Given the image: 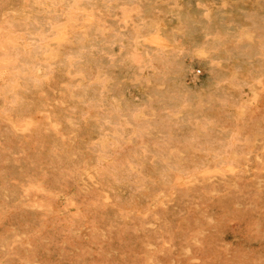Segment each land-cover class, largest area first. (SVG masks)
I'll list each match as a JSON object with an SVG mask.
<instances>
[{"label": "rangeland", "instance_id": "rangeland-1", "mask_svg": "<svg viewBox=\"0 0 264 264\" xmlns=\"http://www.w3.org/2000/svg\"><path fill=\"white\" fill-rule=\"evenodd\" d=\"M26 1L27 0H20V1L19 0H11V1L10 0L9 1L8 0H0V10H1L0 13H2V15L0 14L1 15L0 19L2 17V19L0 20V25L3 23L4 17H6L5 15H8V13H16L17 11L22 10L23 7H25L24 5H25ZM147 1L146 0H133V1L132 0H107V1L100 0V2H101L100 5H95L93 9H92V6L90 8V11L92 9L91 12H93V14L96 17H98L102 20H105L107 24H109L111 22V18L113 16H115V18H118L117 21L114 22V23H116V25H114V26H116V28L118 30L111 31V33L114 35H112L108 32L110 34V37L115 38V40H113V42L111 44V51H110L111 55L109 56V54L106 53L105 54L106 59L104 57V59H105L104 62L106 61L105 62L106 64L109 62L106 65L108 67L104 68L105 63L102 66V68L100 67V75L103 78V85H100L99 81H94V83H92V87L94 89H96L98 87L97 91L90 89V95H89L90 97L96 96V94H98L100 92V90L102 91V93L104 94V97H105V102L107 101L106 105H105V106H107V108L104 107V111H106V114H108L107 116H105V114H103V113H105L104 111H101V110H103L102 107H101V109L100 108L96 109L95 107H91L86 101H85L86 103L84 102V104H82L83 103L82 93H80L78 87H76L75 91L72 92L73 87L71 86L72 85L71 82L73 80V76L70 75L71 73L70 72L68 73L69 70L66 67H64L63 65H61V63H60L63 60V58L67 59L69 57L70 53H67V52H69L70 50L72 51V46H69L70 50H68L69 48L67 45L71 43L69 40L64 39L59 43L58 47L56 48L55 54H57L59 52L60 55L57 54L58 55V56L56 55L57 57H55L54 55H49V54H43V55L41 54V56H40L38 54H35V52H31V55L33 54V56H34V54H35V56H34L35 59L30 55V53H26V55H24L26 58V59L24 58L26 60L25 61L23 59L24 56H21V59H23V60H21L22 62L25 61L27 63L28 62L27 59H29L27 57H30L31 61L29 59V63H31L32 61L36 62V64L38 61V65H42L44 63L42 65L44 67V69H45V66L47 64L51 63V65L54 66L55 70L53 69V67L49 68V72H48V70L45 71L46 70L45 69L44 71L46 73H50V74L45 73L44 75L42 74V72L34 71V72H32V76H31V78L33 80H31V78H27V77H26L27 80H25L26 78L25 79L23 78L24 80L22 79V81H21L22 83L25 82L27 84V82L28 83L30 82L29 83L30 86H28V89L25 88V87H27V85L22 86L23 89L19 88L20 95L22 96L23 99H25V102L28 103V101H29L30 104L28 103V105H29L28 108L32 107V109H28L27 107H25L27 110V111L25 110V113L26 112L28 113V117H27V119H25V121H23L24 119L20 120V116H18V114H17L18 111H17L15 116L13 115V122L16 125V126H14L13 122L8 117L9 116L8 115L9 110L5 108L4 109L5 111H1V109L3 108V105L0 106V216L2 215L0 217V255H2L5 258V259L1 258L2 260L0 259V264L1 263L2 264H6V263L7 264H23L24 260H22V259L26 260L25 264L26 263L27 264H264V137L263 138L261 137V135L264 136V130L262 131V128L264 129V126H262V125H264V124H260L262 122L264 123V116H263L264 115V86H262V85H264V82H263L264 79H262V77H264L263 76L264 75V71H263L264 70V68H263L264 67V58L262 60V57H264V48H263L264 47V32H261V30L264 31V26H263L264 23L263 24L261 23L259 25L260 22L264 21V17H263L264 16V0H157V1L151 0V3H149L150 0H149V2H147ZM129 2L131 4H129ZM149 4H152L153 6L152 5L150 6ZM4 5H6L7 9L5 8ZM124 5H126V6L124 7ZM147 5H149V6H147ZM7 6H11V7L9 8ZM198 6H200V7L198 8ZM1 7H2V9H1ZM126 7H127V11L130 8L129 11L128 12L124 11V10L122 11V9H125ZM162 7H163V9H161ZM184 7L186 10L184 9ZM8 8L10 9L11 12L9 11ZM13 8H15V9H13ZM111 9H113V10H111ZM178 9H179V11H178ZM2 10H3V12H2ZM130 10H132V11H130ZM211 10H212V12L215 11V12H213L214 14L211 12ZM225 10H227V11H225ZM112 11L117 12V13L115 14ZM144 11H147L148 13L147 12L145 13ZM208 11L211 13V15ZM216 11L219 12L220 15H219V13H216ZM6 12H8V13H6ZM119 12L120 13L124 12L123 13L124 17L122 16L123 14H120ZM129 12H130V14H129ZM141 13H143V14H141ZM165 13H167V14H165ZM190 13H192V15H189ZM226 13H228V14L226 15ZM212 15L215 17L217 15V17L213 18ZM229 15H230V17H229ZM249 15H251L253 17L255 16V18H257V20H258V23H256L257 21L255 20V18H252ZM188 16H189V18H188ZM226 16H227V19H229V20H225ZM258 16L259 17L261 16L262 18L260 19ZM109 17H111V18H109ZM126 17H127V21H126ZM144 17H146V18H144ZM153 17H155V18L153 19ZM211 17H212V20H211ZM223 17H225V18L223 19ZM250 17L252 18V19H250L251 22L253 23L255 21L254 23L260 27L259 29H257L258 26H255L254 24L251 25L252 23L249 22L250 20L247 21ZM183 18H188V20L184 21V23H183V21H182ZM201 18H203L206 21L211 20L212 22L211 21L209 22V23H212L211 27H210V24L207 23L206 21L202 22L203 19H201ZM233 18H235L236 21ZM120 19L122 21H120ZM214 20H216L217 23L219 22L218 26H217V23L214 22ZM221 20H224V21H222V23H225L227 21L225 23L227 25L226 27H224L225 26L224 24H220ZM244 20H246V21H244ZM79 21H80V23H79ZM155 21H157L159 23V25L158 24L156 25L157 22H155ZM122 22H123L124 26H123ZM139 22H141V23H139ZM235 22L236 23L238 22V23L235 24ZM239 22H240V24H242L241 22H243L246 25H244V24L240 25ZM247 22H249L250 25H248ZM171 23H172V25H171ZM179 23H180V25H179ZM205 23H206V25H205ZM91 24H92L91 21H83L82 19H78L76 22L75 28H76V30L77 29L80 30V31H78V30L77 31H78V35L81 38V40L83 39L82 40L83 43L85 41L87 44H90V41L92 42V40L94 42L93 37H95V36L93 34H90L89 35L90 37H89L87 35L89 33L85 32L88 30L90 31V29H92ZM144 24H151L154 27V32L159 33L161 35V37L165 40V43H164L165 45L162 44V45L158 46V47H160L161 50L164 51L163 53H164L165 57L164 56L159 57L158 55H156V53H155L156 51L153 52L154 50H151L150 51L151 53L144 51L146 54L142 51L141 52V53H143V55H141L142 58L136 63L135 66H133L134 68L131 67L132 70L130 68L128 70H126L127 69L126 66H124L123 64L121 65V63H119V62L118 63L116 62L117 64H119V67H118V65L116 66V63H114V64L111 63V62H115L114 58L116 56L121 55L120 53H121L122 47L123 48L124 47L125 48H134L137 46V51H139V49H142L143 47H146L143 44L144 41L147 39L146 38L147 37L146 31L144 30V27H143V29L139 30L138 32H133V30H132L133 26H135V25H142L143 26ZM168 24L171 25V28H169L170 26ZM188 24H190V25L188 26ZM228 24H230L231 26H229ZM79 25L81 26V29H80ZM220 25H222V27L224 29ZM82 26H84V27H82ZM117 26L118 27L120 26V27L118 28ZM121 26H122V28H121ZM248 26H250L251 28ZM252 26L253 27L255 26L256 29L253 28ZM261 26L263 29L261 28ZM203 27H206V28H203ZM208 27H209V30L207 29ZM212 27H214V28H212ZM230 27H232V28H230ZM216 28H217V30H216ZM219 28H220V30H222L221 31L222 33H220ZM124 29H126L125 31L127 33L124 31ZM170 29L173 31H171ZM185 29H187L186 31H188V33L184 32ZM199 29L201 32L199 31ZM225 29L227 30V32ZM245 29H247V30H245ZM121 30H123V31H121ZM142 30H144V33ZM215 30L217 33L218 32L219 33L218 34L215 33ZM81 31H83V32H81ZM157 31H159V32H157ZM206 31H210V32H206ZM213 31H214V34L213 33L211 34V32H213ZM251 31H252V33H251ZM257 31L259 33H261L260 35H262L263 37L259 36V34L257 35L256 34V33H258ZM116 32L119 33L120 35L119 34L118 35L122 36L123 38L120 37V40H119L118 39L119 36L117 35ZM171 33L173 35L175 34V37H173L171 35ZM199 33H200V35H199ZM224 33H225V35H224ZM230 33H232V34L237 33V34L236 35L233 34L231 36ZM245 33H246V35H245ZM98 34H100V33H98ZM98 34H96L97 38L98 37H99L98 39L104 38V39H102V42H103V40H105V36L101 37V34L100 35H98ZM105 34H107V33H105ZM127 34H130V36H128ZM91 35H93V36H91ZM116 35H117V37H116ZM211 35H212V37H211ZM215 35H217L216 38H215ZM137 36L139 38H137ZM169 36H171L172 38ZM188 36L189 37L192 36L191 42H189L191 40V37L187 39ZM202 36H204L205 39ZM222 36L225 39H223ZM249 36L251 38H249ZM227 37H229V38H227ZM234 37H235V40H234ZM201 38L203 41L201 40ZM206 38H207V40H206ZM86 39L90 40V41L88 42V41H86ZM116 39H118L119 41L118 40L116 41ZM209 39L212 41L211 42L208 41ZM245 39H246V41H245ZM254 39H256V40H254ZM22 40L23 39H21L19 37L13 38V40L10 43L12 45V46L10 45L11 49L14 51H17V49H18V51L26 50V47H25ZM109 40H110V38L108 36V41ZM193 40L195 43L193 42ZM204 40L207 41L206 44H208V45L205 44ZM226 41H228L229 43L232 44L231 47H228L229 45H227L228 42H226ZM240 41H241V43H240ZM183 42H184V44H183ZM225 42H226V44H224ZM256 43L260 44V45H258L259 49L257 48ZM118 44H120V45H118ZM190 44H192V45H190ZM219 44H221L220 47H222V48L219 47ZM238 44H239V46L241 44V46L238 47ZM20 45H21V48L19 47ZM187 45L188 46L190 45V46L188 47ZM185 46L187 48H190V49L185 50V48H186ZM200 46H205L206 49L209 47V49L207 50V54L210 53L209 54L210 56H212L211 52L215 55H217V53H218V55H217V56H219L217 59L218 64L223 69H219L218 74L217 73L215 74L214 80L212 79V77H210L213 74H211L210 69L206 67V64L204 62H202V61H195L194 62L195 59H193L194 58L193 49L200 47ZM252 46H254V47H252ZM59 47H62V49H58ZM64 47H65L66 52L63 49ZM232 47H234V48L232 49ZM217 48L223 50V53L221 50L219 52V50ZM229 48H231V53H232V50H233V52L236 51L235 53H237V54L234 53L236 55V57H234L235 55L233 53L232 54L230 53ZM238 48H242L243 50L242 49L238 50ZM118 49H120V51ZM148 49H150V47H148ZM171 49H174L175 51H173ZM234 49H235V51H234ZM244 49H246V50H244ZM249 49H250V51H249ZM260 49L262 50V52H260ZM190 51H191V53H189ZM252 51L254 52L253 54L251 53ZM62 52L64 53V55L62 54ZM225 52L228 54V56ZM239 52H241V56H239V54H240ZM112 53H114V54H112ZM118 53L120 55H118ZM244 54L247 56H245ZM255 54H257L256 58H255ZM11 55H13V54L11 53L10 56ZM106 55L109 57H107ZM43 56H44V59L42 58ZM248 56H249V58H247ZM58 57H60V59L62 58L61 61ZM183 57L187 60H185ZM252 57H254L255 59H258V58H261V59L254 60ZM57 58L59 60H57ZM235 58H238V59L235 60ZM245 59H248V60H245ZM224 60H225V62H224ZM50 61H52L53 63ZM54 61H56V62H54ZM184 61L187 62V64H188L187 67L183 64ZM239 61H243V62L240 63ZM259 61L263 62V64L262 65L259 64ZM9 62L10 61L6 60L5 63H9ZM199 62H201V63H199ZM222 63H224V64L222 65ZM237 63H240V65L245 64L244 65L245 67L243 66V68H241L242 65L240 66ZM56 64H57V68L55 66ZM110 64L113 65V68ZM203 64H204V66H203ZM170 65H172V66H170ZM147 66H149V67H147ZM225 66H227V67H225ZM237 66H239V68H237ZM256 66L258 69L260 68L259 71H257L258 74H259V72H260V74L261 73H263V74H261V75L257 74V72H256L257 69L255 68ZM246 67L249 70H247ZM228 68L232 69V72L237 71V72H235V74H237V76L240 75L239 77H237L238 81H240V82L238 83L239 84L238 87L231 89V91L229 92L230 93L229 97H232V98L228 97V102L227 101L225 102V101L221 100L219 98V95L217 94L216 81L220 80V78H218V76L220 77V74L222 75V73L227 72V70L230 71ZM252 68H255L256 70L253 69V71H252L251 70ZM50 69H51V71H50ZM133 69L135 70V73H134ZM224 69L226 71H223ZM235 69H237V70H235ZM238 69H241V73H240V70H238ZM103 70H108V71H106L107 73L104 72V74H103ZM246 70L251 71L253 74L251 72H249L250 74H248V72H246ZM260 70H262V72ZM111 71H112V74H110ZM149 71H150V73H149ZM187 72H188V74H190V76L187 74ZM238 72H239V74H238ZM159 73H160V75H158ZM147 74H149V75H147ZM162 74H164V75H162ZM209 74H210V76H209ZM241 74L242 75L245 74V75L242 76ZM97 75L100 76L99 74H97ZM69 76H70V78H69ZM150 76L152 77V79L150 78ZM155 76L157 78V81H156V78L153 79V77H155ZM241 76L243 78H240ZM248 76L249 77L251 76L250 79ZM254 76H255V79L252 78ZM49 77H51V78H49ZM109 77H111V78H109ZM117 77H120L121 81L118 80L119 78H117ZM164 77L165 78L168 77V78H166V80H165ZM244 77H246L245 78L246 80L244 79ZM114 78L118 82H114V81H116ZM125 78H127V79L129 78L131 80L128 79L129 80L128 81ZM177 78L180 80V82L183 80L184 83L180 84V82H178L179 80ZM190 78L192 79V81ZM247 78L249 81H251V83L248 82ZM44 79H45V81H44ZM122 79H124L125 81H123ZM198 79H200V80H198ZM241 79L242 80L244 79V80L242 81ZM36 80H37V82H36ZM47 80H49V81H47ZM111 80H113V81H111ZM152 80H153V82H152ZM167 80H169L168 84H165L167 82ZM211 80H212V82H210ZM39 81H41L42 83H40ZM63 81H66L67 83H65ZM119 81H120V83H119ZM140 81H141V83H139ZM144 81H145V83H143ZM160 81H162V82H160ZM200 81H201V84H200ZM203 81H205L206 83ZM245 81H247V86H246ZM38 82L40 83L39 85H38ZM106 82H108L109 84ZM126 82L128 84H126ZM129 82L132 83L133 85L130 84ZM169 82H172V83H169ZM207 82H208V84H207ZM35 83H37L36 85H38V87H34V86H36ZM46 83H48V84L46 85ZM113 83H116V86L118 87V89L115 85H114L115 89H112ZM240 83L244 84V86ZM32 84H33V87H32ZM172 84L180 85L181 89H180V86L177 87V86L172 85ZM206 84H207V86H206ZM110 85L112 87L109 89ZM120 85H121V87H120ZM129 85H130V88H128ZM150 85L153 86L152 87L153 89H154V87L155 88L157 87V89H159V90L154 89L155 90L154 91V90H152V88H150V90H149ZM200 85H202V86H200ZM258 85H260V86H258ZM44 86H46V88ZM99 86H100V89H99ZM132 86H133V89H132ZM166 86L169 88V90ZM137 87H138V89H137ZM199 87H200V89L198 90ZM207 87L208 88L210 87V88L208 89ZM123 88L124 89L128 88V89L124 90ZM170 88L171 89L174 88L177 90L174 91V89H173V91H172V90H170ZM201 88L203 90H201ZM21 89H22V91L23 90L25 91L27 89L26 90V91H28L27 93H29V91H30L29 94H31V95L26 94V92H21ZM40 89L41 90L43 89L44 91L42 92ZM91 90H93V91H91ZM118 90L120 91L121 94L118 93L119 92ZM121 90L122 91L124 90L125 93L121 92ZM128 90H129V92H128ZM153 91H154V94H153ZM156 91L158 93H155ZM159 91H160V93H159ZM170 91L174 92V93H171ZM241 91H242V93H240ZM258 91L260 94L257 93ZM168 92H170V95L168 94ZM182 92L185 94V97H183V98H182V96H183ZM35 93H36V95H34ZM38 93H39V95H37ZM71 93L73 94V97H72ZM75 93H76V95H75ZM77 93H79V95ZM239 93L241 95L240 97L238 95ZM42 94H45V95L47 94L48 96L46 95V97H45V95H42ZM63 94H65V95H63ZM68 94L70 95V97ZM127 94L132 95V96L131 97L127 96ZM158 94H160V95H158ZM164 94H168V95L164 96ZM171 94H172V96H171ZM173 94L176 95L177 99L173 96ZM180 94H182V96ZM232 94H235L236 96L232 95ZM32 95H34V96H32ZM80 95H81V97H80ZM120 95H122L124 98L121 97ZM1 96L2 95H0V97ZM56 96L60 97L61 99L57 98ZM133 96H135V97H133ZM155 96H157V97L154 98ZM186 96L187 97L189 96V97L186 98ZM47 97H49L48 98L49 101H48ZM53 97H54V99H53ZM64 97H65V99H64ZM126 97H128V98H126ZM146 97H148V99ZM160 97H162V98L166 97L167 102H166V100H164L162 98H161L162 100H158V99H160ZM168 97H169V100H168ZM170 97H172V99H175L174 101H176V102H174L172 104V102H170V101H172V99H170ZM178 97H180L179 98L180 100L178 99ZM31 98H32V100H31ZM118 98H120V99H118ZM235 98L238 101L233 100ZM2 99H3V101H2ZM106 99H109V101ZM123 99H125L127 101L129 99L130 102L128 101V103H126L125 100H123ZM152 99H154V100H152ZM203 99H205V100H203ZM4 100H5L4 97H2L0 99V103L2 102V104H3ZM75 100L80 105L79 104L74 105V104H76ZM120 100H121V102H120ZM144 100L145 101L147 100V104L145 103ZM163 100H164V102H163ZM177 100H179V101H177ZM196 100H197V102H196ZM211 100L214 104L211 103ZM253 100L255 103L253 102ZM44 101H46L45 105H43ZM67 101H70L71 103H69V102L67 103ZM114 101L116 102L117 105L114 104ZM133 101L135 102L134 105L136 104V106L140 107L139 109L136 106L134 108V105H132ZM153 101H155V103ZM156 101L157 102L159 101V102L157 103ZM181 101H182V103H181ZM183 101H184V103H183ZM205 101H206V104H203V102H205ZM216 101H218V102H216ZM119 102L121 103V105ZM131 102H132V104H131ZM148 102H149V105H148ZM165 102L168 104L171 103L172 106L174 104H176V105H174L175 108L174 107L173 108H174V110H177V111L173 112V108L172 107H170L172 109L168 108V106H166L167 104ZM178 102H180V104H178ZM231 102H234V103H231ZM241 102H242V104H241ZM251 102H253V103H251ZM46 103H48V104H46ZM55 103H57V104L55 105ZM137 103L138 104L140 103V104L138 105ZM162 103H164V104H162ZM222 103H224V104L222 105ZM67 104H69V106ZM81 104L83 106L84 105L85 106L83 107ZM111 104L114 107L109 108V105L111 106ZM126 104L127 105L130 104V105H128V107L132 106L133 108L132 109H129L130 107L126 108L127 107ZM142 104H144V105H142ZM153 104H155L154 108H153ZM159 104H162L163 107H161V105H159ZM195 104H197V105H195ZM250 104H252V105L250 106ZM53 105L55 108H53ZM63 105H65V106L63 107ZM73 105H74V107L76 106L77 108L75 107L76 108L75 109L73 107ZM122 105L125 109L122 108ZM156 105L158 108H156ZM183 105L188 106L190 108V110H187V112H186V109H188V108L184 107ZM193 105H195V107H193ZM204 105L205 106L207 105V107H205ZM210 105L215 112L216 111L218 112L217 116L218 117L220 116L219 118L216 117V120L218 121V123L216 122V120L214 118L210 119V117L212 116L210 114H212V112H213V111L211 112V107L208 108ZM245 105H246V107H245ZM247 105L250 107V109L247 108ZM78 106H80V107H78ZM164 106H166V107H164ZM197 106H200V109L198 112H197V110H198ZM216 106L219 109H221V110L224 109V110H222V111L216 110V109H218ZM68 107H70V109L73 108L74 111L70 110ZM82 107H83V109H82L83 112L81 111ZM37 108L39 110H36ZM63 108L67 112L65 110H63ZM114 108H116L117 110H118V108H119V110L121 109L120 110L121 113L119 114V112L116 109L114 110ZM146 108H148V110H146ZM160 108H161V110H160ZM182 108L183 109L185 108V110H183ZM42 109H44V110L47 109V110L45 112ZM127 109H129V110L127 111ZM201 109L202 110L204 109V111L207 113L205 114V112H203ZM207 109H209V111ZM48 110L50 112V115H49ZM91 110H93V111H91ZM108 110L111 112H108ZM124 110L127 112H125ZM132 110H133V114H132ZM191 110L192 111L194 110L193 112L196 111L195 114L193 112H190V113L188 112ZM40 111H42V112H40ZM70 111L71 112L73 111V112H75V114L76 113H78V114L75 115L73 112L71 114ZM86 111H88V112H86ZM112 111H113V114H112ZM116 111L118 112V114L116 113ZM181 111H182V113H181ZM223 111L226 113H224ZM228 111L230 112L229 114H227ZM101 112H102V114H101ZM185 112H186V115L188 114V116L185 115ZM245 112L249 115H252L253 117L247 115ZM248 112H250V113H248ZM38 113H40V114L38 115ZM59 113H61L62 115ZM128 113L129 114L131 113V114L128 115ZM148 113L151 116H149ZM180 113L182 115L184 114L187 117V119H189V116H190V119L187 120L185 116H183V117H185V119L182 117H179L178 115H180ZM191 113H192V115H195V117H197L199 115L198 117H200L201 119L196 118V120H195V118L192 115H190ZM243 113H245V114L243 115ZM29 114H31V115H29ZM53 114H54V116H53L54 118L51 116ZM80 114H82V115H80ZM121 114H123L124 116L122 115L123 116L122 117ZM41 115H42V118L40 117ZM89 115H90V118H88ZM94 115H97L96 116L97 119ZM110 115H112L111 120L108 117ZM118 115L122 117L123 121L126 124L123 123V121L121 120V117L119 118ZM147 115L149 116V120L151 119L150 120L151 122L145 123L147 125L144 127H141V126H143L142 123L144 121H146V122L148 121V120H145V119H148ZM200 115L201 116L203 115V116L201 117ZM208 115H210V117L207 119ZM48 116H50V117H48ZM92 116H94V117H92ZM104 116L107 117V119ZM162 116H164L163 118H166L167 116L169 117V119H167L168 118L167 117L166 120L169 123L171 122L170 127H172V125L175 124V119H176V122L177 121L183 122V125H182V123H177V124H175V126H177V127L175 128L173 126V129H172L169 127L168 122H167V125L165 126L166 128H164L163 124L165 125L166 122H164L165 119H164V121H163V119H160V117H162ZM177 116L179 118H181V121H180V119L178 120ZM205 116H206V119L204 118ZM245 116H246V118H245ZM4 117H5V119H4ZM31 117H32V119H34V121L37 124L38 123L39 124L35 125L36 123L33 122L29 128L24 129V127H22V125L23 124L25 125L26 120L31 119ZM69 117L70 118L75 117V119L74 118L70 119ZM98 117H102V119H100ZM114 117L116 118L115 120H117L119 118L120 122L118 120L117 121L112 120V119H114ZM127 117L131 118L132 120L131 119L128 120ZM153 117H154L155 121L152 119ZM224 117H226L227 120L231 118L228 121L231 124L233 123L231 121L236 120V121H234V123H235L234 126L236 128H234V126H232L233 124L232 125L227 124L230 126L226 127L227 125H224V124L227 123V120H225L226 118H224ZM248 117L250 119L253 118V120H250ZM87 118L89 120V123H88ZM103 118H104V120H103ZM138 118H139V120H138ZM141 118L144 120L141 121L142 120ZM220 118H222V119H220ZM247 118H248V120H247ZM254 118L256 120H254ZM257 118L259 120H257ZM83 119L85 120V122H82V121H84ZM135 119L138 120V122ZM158 119H160V123H159ZM192 119H194L196 122L194 121L195 123H193ZM203 119H205L204 120L205 124H203V122H204ZM261 119H262V121H261ZM97 120H98V122H97ZM126 120L129 122H127ZM173 120H174V122H173ZM186 120L189 124H187ZM206 120L207 121L209 120L210 122H207ZM220 120L221 121L224 120V121H222L223 126H221L222 123ZM243 120L245 122H243ZM70 121L71 122L74 121V122L71 123ZM132 121L134 123L137 122L138 126L136 125V123L134 124ZM139 121H141V126H139L140 125ZM153 121H154V123L157 121L156 124H154ZM239 121L244 123V125ZM259 121H260V123H259ZM58 122H60V123H58ZM80 122H82V123L80 124ZM86 122H87V124H86ZM131 122H132V124L135 125V126L133 125L134 127L130 126V125H132V124H130ZM161 122H162V124H161ZM197 122H199V123H197ZM206 122L209 123L210 125L208 126V124ZM251 122H254L257 125H259V128H258V126L256 127V124H255V126L250 125L251 130L253 129V128H251V126L255 127L256 129L255 128L253 129L255 131H249V128L246 125L249 126V124H252ZM49 123H50V125H49ZM74 123L75 124L77 123L79 126H77V124L75 125ZM98 123L99 124L101 123V125L102 124H105V125L107 124L109 126L113 125L114 127L113 126L112 127L114 129H115V127H117L118 130H121V127H124L126 125V127L122 128V130L124 129L123 131H119L120 133H122V137L124 139L126 138L125 139L126 141L122 137H121L122 139L120 138L121 134H119V136L116 137L117 139H115V136L112 135V133L114 132V129H112L111 127L107 128L109 126L102 129V127H104V125L101 126ZM112 123H116V125L112 124ZM119 123H120V127H119ZM191 123H193L194 125L196 124V125L194 126ZM239 123H241L240 124L241 126L237 125ZM254 123H253V125H254ZM8 124H9V127H8ZM70 124L71 125L73 124L74 126H71ZM159 124H161V126H159ZM186 124H187V126H189L191 124L190 126H192V128L189 127V128H191V131H192L191 134L194 133L195 136L199 135L201 132V128L205 129V130H202L204 133L201 132V134L199 135L200 137L198 136L199 138L197 136L195 137L194 135H191L189 133L190 131H187L185 129H181V128H184L183 126H186ZM214 124L217 128L215 126H213ZM216 124H218V125H216ZM39 126H40V128H38ZM52 126L54 129L52 128ZM59 126H63L60 128L61 131L58 128ZM148 126L150 127L151 130L153 129L154 131H151ZM162 126L165 130L167 129V126H168L169 129L166 130L167 132L164 129L162 130ZM187 126H186V129L190 130ZM207 126L208 127L211 126L210 131L219 132V130H220V132L219 133L214 132L216 135L213 134L212 132L210 133V131H208L209 128ZM260 126H262V127H260ZM46 127H48V128H46ZM71 127L73 129H70ZM81 127H83V128H81ZM98 127L100 128V130ZM128 127L130 128V131H129ZM136 127H137V129L141 128V130L138 129L139 131L135 130L136 131L135 132L134 129H136ZM212 127H214L215 130L214 129L212 130L211 129ZM44 128H46V129H44ZM125 128H127L126 131H125ZM194 128L196 131L194 130ZM225 128H226V130H224ZM242 128H243V130H242ZM245 128L247 129L246 132L244 131ZM108 129L113 131V132L109 131ZM131 129H133L134 133H132L133 131H131ZM148 129H149V131H148ZM228 129H230L232 132L230 131V133H229ZM47 130H48V132H47ZM102 130L104 131V133ZM127 130L130 132L129 134L132 138L128 137V135H127L128 131ZM144 130H147V134H146V131L142 132ZM168 130L173 131V132H169ZM177 130H178V132H177ZM216 130H218V131H216ZM227 130H228V132H227ZM73 131H75V132H73ZM156 131L158 134L156 133ZM207 131H208V133H207ZM222 131L226 135V137L224 135L223 138L225 137L224 139L227 140V142H228V143L225 142L227 145L223 146V147H222V145H224V143H223L224 139L221 138L223 135ZM240 131H242L241 133L244 135L243 138H241L242 136L239 137V135L241 134ZM59 132H61L62 134H60V135H62L64 137L60 136L58 134ZM105 132L107 134H105ZM138 132H140L141 134L144 133L143 137ZM152 132H153V135H152ZM181 132H183L187 136H185L184 134H181ZM250 132H252L253 134ZM136 133H137V135H136L137 137L135 136ZM148 133H150V134H148ZM173 133H174V135H173ZM209 133L211 135H209ZM233 133H235V134H233ZM104 134H105V136H104ZM207 134L209 136H211V138H207L208 137ZM219 134H222V135H219ZM150 135H152V136H150ZM79 136H81V137H79ZM140 136L143 139H141ZM159 136H161V137H159ZM164 136H165V138H164ZM166 136H168V137H166ZM190 136H191V140H190ZM201 136L205 137V139L204 138L202 139ZM214 136L217 140L216 141L214 139L215 142L220 141V144L223 143L222 145H219V143H216L217 146H219V148L217 146H215V142L212 141L213 140L212 137H214ZM139 137H140V139H137ZM169 137H171V138H169ZM186 137H188V140H186L187 139ZM238 137L243 139V140L238 139ZM246 137L248 139L250 137H252V138L248 140ZM258 137H260V139H258ZM83 138H85V139H83ZM110 138H112V139L110 140ZM157 138H158V141H156ZM167 138H168V140H166ZM178 138H180L179 140L183 141V142H180L178 140ZM192 138H196V140L198 139V141L195 142V140ZM255 138H256V140H255ZM91 139L95 142L94 146L96 147V149L94 148V146H92L93 141H91ZM131 139H132V141H130ZM152 139L153 140L155 139V140L153 141ZM164 139L168 142L167 143H166V141L163 142ZM170 139H172L173 141L175 140L174 141L175 145L172 144V142H173L172 140L170 142ZM183 139H185V142ZM201 139L204 142L201 141ZM208 139H210V141H208ZM73 140H75V141H73ZM122 140L124 142H122ZM135 140H136V142H135ZM138 140L141 142H143V140H145L143 143L146 146L144 147L143 143L139 142ZM161 140H162V143H165L166 147L164 146V144H162L160 142ZM257 140L260 142H258ZM62 141L63 142L66 141L65 145L62 144ZM120 141H121V144H120ZM176 141L178 142L177 144H176ZM186 141L187 142L191 141V143L193 145L190 144V142H189L188 144H190V145L188 146ZM192 141H194V143ZM207 141L211 144H209ZM103 142H105V143H103ZM108 142H111V144L112 143L113 144L109 145ZM150 142L151 143L154 142V143L150 144ZM155 142L156 143L159 142L158 143L159 145L158 144L155 145L156 144ZM198 142L200 145L198 144ZM200 142L201 143L203 142L204 146H201L202 144ZM206 142H207V144H209L210 146L212 145V146L207 147ZM236 142H238V143L240 142V145L243 142H245L243 144H245V145L248 144V146H247V148H245V146L242 145L241 147H243L245 149L242 151L239 144H237ZM77 143H80L81 145L80 144L78 145ZM88 143H91V145ZM96 143H98V144L96 145ZM122 143H124L126 146H124ZM250 143H251V145H250ZM256 143H259V144L261 143V144L260 145L258 144L259 147H257ZM73 144H75V145H73ZM117 144H120V145H117ZM140 144H142V145H140ZM147 144L149 145V147ZM233 144L234 145L237 144L239 147L236 145L234 148ZM71 145H73V146L71 147ZM98 145L99 146L101 145L100 147L102 149ZM116 145H117V147H119L120 150H118ZM150 145H152V146L154 145L155 147L154 146H153L154 148L150 147ZM194 145H195V147H194ZM198 145H199V147H198ZM77 146H78V148H81L83 150H81V151L79 150V152H78ZM109 146L111 148L114 147V149L113 148L111 149ZM135 146L137 149L135 148ZM139 146H141V147H139ZM157 146L161 147L163 150ZM183 146H184V148L187 147L188 149L190 147V152L187 148H186L187 150H184L182 148ZM213 146H214V149H213ZM220 146L224 150H221L218 153V150H220ZM253 146L254 147L256 146L255 149L256 148L257 149L253 150V148H254ZM106 147H108V148H106ZM138 147H139V149H142V150L140 151L138 149ZM167 147L169 150L167 149ZM174 147H175V149L173 150L172 148H174ZM202 147H203V152L206 151V152H204V154L206 153L205 154L206 157L204 154H202L203 153L201 150ZM215 147L218 149H215ZM63 148H64V150H62ZM88 148L91 151L93 150L92 151L93 154L91 153V151ZM105 148H106V151L108 152V154H107V152H105ZM144 148H146V149H144ZM164 148L166 151L164 150ZM192 148H194V149H192ZM206 148L207 149L210 148V150H207ZM55 149H56V151H55ZM134 149L137 150L136 151L137 154L141 153L140 155L138 154V157L140 156V159L138 157H137V159H135L137 154H135ZM150 149H152V150H150ZM155 149H157V152ZM50 150H51V152H50ZM95 150L98 152V153L96 152L97 155L94 152ZM103 150H104V152H103ZM114 150H116V152H118L121 155V157H120V155H117L120 158H118L116 156L117 153H115V152L113 153ZM129 150H131V151L133 150V151L131 152ZM138 150H139V152H138ZM147 150H148V153H147ZM159 150L160 151L162 150V151L160 152ZM167 150H168V152H167ZM227 150H229V152H227ZM235 150L239 151V153H237ZM246 150L248 152H246ZM60 151H62V152H60ZM152 151L153 152L155 151V152L153 153ZM198 151H200V152H198ZM211 151H212V153H211ZM72 152L73 153L77 152L76 153L77 155L73 154ZM82 152H83L85 158L82 156ZM162 152L164 155L162 154ZM164 152L166 154L170 155L169 156V158H171L170 160L168 159V157H165L166 154ZM186 152H188V153H186ZM221 152H223V153L220 154ZM63 153H65V154H63ZM87 153L90 155H88ZM112 153H113V155H112ZM132 153L135 154L136 156L133 155ZM152 153H153V155H152ZM158 153L160 155L162 154L163 156H160ZM171 153H172V156H174L173 158L171 157ZM176 153L178 154V156H176ZM214 153H215V155H214ZM227 153H228V155H227ZM127 154H128V156H126ZM155 154H157L159 157ZM200 154L202 156L203 155L204 156L199 158ZM73 155H74V157H76V158L79 157V158L76 159L73 157ZM95 155H96V158H95ZM143 155H145V156H143ZM207 155H208V157H207ZM86 156L88 158L87 160H86ZM122 156H124V158H122ZM151 156H153L152 159H151ZM181 156H182V158H180ZM196 156H198V157H196ZM210 156L212 158L214 157L213 160L215 161V163L213 162V160L210 161L212 159V158H210ZM250 156L253 158V160L251 159ZM258 156H259V159L257 158ZM68 157L69 158L72 157V159H69ZM126 157H127V159H126ZM160 157L162 158V160ZM177 157H178V159L179 158L180 159L179 160L175 159ZM238 157H241V158H238ZM245 157L248 159H245ZM249 157H250V159H249ZM55 158H58V160ZM66 158H67V160H66ZM106 158H108L109 160L107 159L108 160L107 161ZM113 158H114V160H117L118 162H120V165H122L121 166L122 168H119L120 166L117 163V161H116L117 164H115V161L113 160ZM186 158H188L187 160L192 162V164L190 163L191 164L190 167L193 166L192 168H190L188 166L189 164L187 162H189V161L185 160ZM189 158H191V160ZM221 158H222V160H221ZM224 158L226 160H224ZM118 159L123 161V162L125 160H128L129 163H128V161H126V162L129 165L126 162H124L125 164L121 163V161H119ZM141 159L144 160L145 162L141 161ZM192 159H194V160H192ZM240 159H241V161H240ZM70 160H71V162H70ZM103 160H105V161H103ZM137 160H139L140 162ZM159 160H161V161H159ZM174 160H176V162H174ZM181 160H183V162L181 163V165L179 164V166H178L177 161H179V163H180ZM68 161H69V163H67ZM90 161L93 162L94 164H91ZM106 161L108 162L107 164H109V165L105 164ZM111 161L113 163H111ZM169 161L172 162V164L171 163L166 164ZM218 161H220V162H218ZM56 162H59V163L56 164ZM133 162L136 164H134ZM138 162L140 163L139 165H137ZM163 162L164 163L166 162L165 165H163L164 164ZM209 162H211V163H209ZM249 162H251L250 163L251 165L249 164ZM17 163H19V164H17ZM20 163L22 164V170H21V164ZM84 163L86 166H83ZM88 163H90V165ZM110 163L115 164V165L112 166ZM156 163H158V166H160L162 168L160 169V167H158V166L155 167L157 165ZM160 163L162 164V166ZM208 163H209L210 167H209ZM255 163H256V166H255ZM142 164H143V167H142ZM154 164H155V166H154ZM184 164H186V165H184ZM218 164H219V166H218ZM16 165H17V168L14 169L16 167ZM70 165H74L72 167V169H71ZM123 165H124V168H125V166H127L126 167V168H128L127 171H125L126 168L123 169ZM130 165L136 169L131 167V169H132L131 170ZM167 165H169V166L167 167ZM202 165H203V167H202ZM212 165H214V166H212ZM246 165H247V167H246ZM12 166L14 168H12ZM23 166H25L26 168L25 167L23 168ZM163 166H165V167H163ZM181 166H183V167H181ZM184 166H187L188 168L184 167ZM199 166H200V168H199ZM254 166H255V168H254ZM64 167H66V169H68V170L64 169ZM74 167H75V169H76V167L78 169L80 168V171L78 169H76L79 171V172L77 171L78 173L76 172L78 174V176L80 175L79 178L77 177V174L74 172V171H76L73 169ZM111 167H113V169ZM94 168H96V169H94ZM174 168L178 172L175 171ZM114 169H116L117 172H118V170H120V173L122 171L125 175L123 173H121V178H120L119 177L120 173L118 172L119 173L118 174L119 176H118L117 172ZM158 169H160V170H158ZM185 169H188L189 172H188V170L186 171ZM214 169H216V170H214ZM16 170L20 173H18ZM23 170L25 172H27V174L25 173V176L22 173V172H24ZM133 170L134 171L136 170V172H134ZM164 170L165 171L170 170V171L165 172ZM208 170L211 172H209ZM68 171H70V172H68ZM71 171H73V173ZM101 171H103V172H101ZM108 171L111 173H109ZM160 171H161L163 176L161 175ZM185 171H186V173H185ZM12 172H13V174H12ZM127 172H129V174L131 173V176H133L134 175L133 173H135V175L133 176L135 179L129 180V179H132L133 177H131L129 175L130 178H128L129 176H128ZM139 172L141 173V175ZM30 173H32V174H30ZM66 173L69 176L66 175ZM70 173H72L73 175H71ZM74 173L76 174V177H75ZM138 173H139V176H141V177L144 176L143 177L144 180H142V181L138 180V177H139ZM165 173H167L166 174L167 176L165 175ZM168 173H169V176H168ZM236 173H237V175H236ZM246 173H247V176H246ZM95 174L97 175V177H95L96 176ZM111 174L114 177H111ZM217 174H219V176ZM227 174L228 175L230 174V175L228 176ZM18 175L22 176L21 180H20L21 176L18 177ZM88 175H89V177H88ZM103 175H104V177H103ZM115 175H117V177ZM136 175H137V177H135ZM174 175H175V177H174ZM232 175L233 176L235 175V177L233 178ZM26 176H28V177L31 176V178H32V179L31 178L28 179L29 181L32 180L30 182V185H26V183L29 184V182L26 181L27 180ZM83 176H84V178H83ZM106 176L108 178H105ZM123 176H127V177L123 178ZM160 176H162V177H160ZM63 177H65V178H63ZM141 177H139V178H141ZM145 177H148V178H145ZM172 177H174L173 180L171 179ZM176 177L178 178L177 180H176ZM190 177L193 179H191ZM194 177L196 179H194ZM74 178H76V181ZM103 178H104V180H106L110 184L107 182L104 183L105 181L102 180ZM114 178L115 179L117 178L116 180L119 179L118 180L119 182L114 181L116 184L118 183L117 185L114 182L110 181ZM151 178H153V179L151 180ZM156 178L158 180H156ZM187 178L189 179V181ZM228 178H229V180H228ZM13 179L15 181H17V180L18 181L15 182V181H13ZM64 179H67L69 181H66ZM71 179H73L74 181L73 180L71 181ZM154 179L157 181V183H155L156 181ZM23 180H24V182H23ZM63 180H64V182H63ZM100 180H102L103 182H101ZM57 181H58V183H56ZM83 181H84V183H83ZM133 181H135V182H133ZM136 181L139 184H137ZM186 181H187V183H186ZM191 181H192V183H191ZM19 182H21V183L19 184ZM71 182L73 183L72 186L69 184ZM75 182H76V184H75ZM81 182H82V185H81ZM128 182H130V183H128ZM144 182H146V183H144ZM160 182H161V184H160ZM31 183H32V185H31ZM59 183H61V184H59ZM65 183L66 184L68 183V184L66 185ZM125 183L129 184V186L126 185ZM62 184L64 186L66 185V187L64 188V186ZM102 184H105V185H102ZM130 184H132V185L130 186ZM135 184L141 185V186L135 187L136 186ZM146 184L147 185L149 184V185L147 186ZM77 185H79V187ZM99 185L101 188L99 187ZM115 185H116V187H115ZM163 185L165 187L167 186V188H164ZM179 185L182 187L180 188ZM21 186H23V187L25 186L23 188V190H22ZM67 186H71L72 188L67 187ZM113 186H114V188H113ZM133 186L136 188V190L138 187L140 189L137 191L135 190L136 192H134L133 190H131V189H133L132 188ZM158 186L161 188H159ZM169 186H170V188H169ZM105 187H106V189H105ZM110 187L112 190L110 189ZM176 187H177V189H175ZM10 188H11V190H9ZM69 188L72 190H70ZM179 188L181 190L184 188L182 191H180V192H182V196H181V193H179V190H178ZM58 189H60V190L58 191ZM61 189L64 191L63 194H62ZM24 190L25 191L28 190V191L25 192ZM115 190H116V192H115ZM121 190H122V192H121ZM152 190H153V192H152ZM157 190H159V191H157ZM67 191H68V193H66ZM94 191H97V192H94ZM119 191L121 194L119 193ZM139 191H140V193H139ZM155 191H157V192H155ZM184 191H185V193H184ZM163 192H166V193H163ZM173 192H176V193L174 194ZM92 193H93V196L91 198L90 196ZM94 193H95V195H96V193H98L97 197H99V198H95ZM109 193H111V194L109 195ZM112 193H113V196H111ZM115 193L119 194L120 197H119V195L116 196ZM5 194H7L8 196ZM55 194H56V196H55ZM61 194H62V196H60ZM100 194L102 195V197ZM131 194H133V195L131 196ZM203 194H205V195H203ZM23 195L25 198L23 197ZM157 195H159V197H157ZM183 195L185 197L184 199H183ZM169 196H172V197H169ZM173 196H174V198L177 196V198L174 199ZM178 196L180 197V200L178 199L179 198ZM74 197H75V199H74ZM100 197L102 198V200ZM113 197H114V199H118V197H119V199L114 201ZM156 197L158 199V203L156 201L157 200ZM161 198H163L165 201ZM67 199H69V201H67ZM98 199H100V200H98ZM108 199H109L110 203L106 202V201H108ZM110 199L111 200L113 199V200L111 201ZM126 199H127V201H126ZM176 199H177V201H176ZM21 200H22V202H21ZM24 200H26V202H24ZM93 200H95V201H93ZM143 200H145V201H143ZM161 200H163V201L161 202ZM63 201H65V202H63ZM117 201L120 203V205ZM121 201H123V202H121ZM147 201H149V202H147ZM179 201H181V202L179 203ZM19 202H20V204H19ZM126 202H128V203H126ZM74 203H75V205H74ZM121 203H123V204H121ZM145 203L148 205L149 208L147 206H145ZM109 204H110V206H109ZM99 205L100 206L102 205V206L100 207ZM158 205H162V206H158ZM121 206H122V208H121ZM123 206H126V208ZM132 206H133V208L134 207L136 208V206H138L137 210L135 208L133 209ZM95 207L98 209H96ZM143 207H145L146 210ZM158 207H160L159 208L160 210H158ZM90 208H92V209H90ZM120 208L122 210L124 209V212L122 211L123 214L120 213L121 212ZM142 208L144 209L143 213H141L142 212L141 210H143ZM156 208L158 211L156 210ZM81 209H83L84 211ZM125 209L127 210L128 213L125 212L126 211ZM129 209L131 211H129ZM132 209H133V211H132ZM139 210H140V213L138 212ZM152 210H154V211H152ZM67 211L70 213H68ZM114 211H116L118 213L116 214V213H114ZM149 211H151V213H152L150 215H153L154 213H156L152 216L153 218H151L149 216V213H148ZM156 211L158 212V214ZM109 212H110V214H108ZM132 212H135V213H133L135 216H137L138 214H139V216L141 214L142 215H141L139 220H137V218H139V216L136 218H134L135 216H133L134 219L131 217L133 221L130 222V224H128V221H131L130 215L132 214ZM146 213L148 214V216L146 215ZM113 214H114V216H113ZM115 214H116V217H115ZM124 216H126L125 217L126 220L124 219ZM142 216L146 217V221H144L145 218H143ZM69 217L70 218L73 217V218H71L72 220ZM77 217H78V222L76 221L77 219L76 220L74 219ZM108 217L111 218V220H109ZM119 217L120 218L123 217V218L120 219ZM112 218H115L114 219L115 221H113ZM142 219H144L143 223L140 222ZM151 219H153L154 221H152ZM148 220H150L152 223ZM82 222H84V223H82ZM145 222L147 225L145 224ZM1 243L4 245H2Z\"/></svg>", "mask_w": 264, "mask_h": 264}, {"label": "bare ground", "instance_id": "bare-ground-1", "mask_svg": "<svg viewBox=\"0 0 264 264\" xmlns=\"http://www.w3.org/2000/svg\"><path fill=\"white\" fill-rule=\"evenodd\" d=\"M9 1V0H8ZM11 1V0H10ZM20 1V0H19ZM105 1H107V0H105ZM133 1V0H132ZM147 1V0H146ZM157 1V0H156ZM121 2V1H120ZM147 2H149V0L147 1ZM4 3V2H3ZM100 0H27L26 1V3H25V7H23V9L22 10H20V11H17L16 13H8V12H6V13H8V15H5L6 17H4V20H3V23L0 25V95H2L1 97H0V99L2 98V97H4V103L2 104V102L0 103L1 105L0 106H2L3 105V108L1 109V111H5L4 109L6 108V109H8L9 110V112H8V117L10 118V120L13 122V115L15 116V114H16V112H17V114H18V116H20V120H23V121H25V119H27V117H28V113L26 114L25 113V110H26V108L25 107H27L28 108V103H29V101H28V103L27 102H25V99H23L22 98V96L20 95V91H19V88H22V86H26L27 85V87H25V88H27L28 89V86H30V82L28 83L27 82V84L25 83H22L21 81H22V79L24 78H31V76H32V72H34V71H39V72H42V74L44 75L46 72L45 71H47L48 70V72H49V68H52L53 67V69H54V66H52L51 65V63H49V64H47L46 66H45V69H44V67L42 66V65H38V61H37V64H36V62H31V63H29V59H30V57H27V58H29V59H27V63L25 62L26 60V58H25V56L24 55H26V53H30V55H31V52H35V54H38V55H40L41 56V54L43 55V54H49V55H54L55 57H57L58 55L57 54H59V52L57 53V54H55L56 53V48L58 47V45H59V43L62 41V40H69L71 43V45L70 44H68L67 46H68V48H69V46H72V51L70 50V48L68 49V50H70L69 52H67V53H70V55H69V57L67 58V59H64L63 58V60L61 61V59H60V57H58L59 59H60V63H61V65H63L64 67H66L69 71H68V73L70 72L71 74L70 75H72L73 76V80H72V82H71V86L73 87L72 88V92H74L75 91V88L76 87H78V89H79V91H80V93H82V99H83V103L82 104H84V102L86 101L91 107H95L96 109L98 108H100L101 109V107L103 108V110H101V111H104V107L105 108H107V106H105L106 105V102H105V97H104V94L102 93V91L100 90V92L98 93V94H96V96H92V97H90L89 95H90V89H93L94 91L96 90L97 91V88L96 89H94L93 87H92V83H94V81H99L100 82V85H103V78L101 77V75H100V67L102 68V66L104 65V63L106 62H104V60L106 59V57H105V54L106 53H108L109 54V56L111 55L110 54V51H111V44H112V42H113V40H115V38L114 37H110V34H112L111 33V31H115V30H118L117 28H116V26H114V25H116V23H114L115 21H117V19L118 18H115V16H113L112 18L111 17H109V18H111V22L109 23V24H107L106 23V21L105 20H102V19H100V18H98V17H96L94 14H93V12H91L92 11V9L94 8V6L95 5H100ZM115 3V2H114ZM134 3V2H133ZM149 3H151V0H150V2ZM154 3V2H153ZM129 4H131L130 2H129ZM117 5V4H116ZM150 6L152 5V4H149ZM149 5H147V6H149ZM155 5V4H154ZM183 5V4H182ZM181 5V6H182ZM3 6V5H2ZM5 6V8H6V5H4ZM12 6V5H11ZM11 6H7V7H11ZM16 6V5H15ZM91 6H92V9H91V11H90V8H91ZM115 6V5H114ZM126 5H124V7H125ZM153 6V5H152ZM192 6V5H191ZM197 6V5H196ZM133 7V6H132ZM131 7V8H132ZM167 7V6H166ZM195 7V6H194ZM200 6H198V8H199ZM4 8V7H3ZM8 8V9H9ZM18 8V7H17ZM172 8V7H171ZM1 9H2V7H1ZM7 9V8H6ZM13 9H15V8H13ZM107 9V8H106ZM126 9V10H125ZM125 9H122V11L124 10V11H127V7L125 8ZM130 9V8H129ZM129 9H128V11H129ZM161 9H163V7L161 8ZM183 9V8H182ZM184 9H185V7H184ZM183 9V10H184ZM192 9V8H191ZM109 10V9H108ZM111 10H113V9H111ZM115 10V9H114ZM119 10V9H118ZM117 10V11H118ZM186 10V9H185ZM190 10V9H189ZM193 10V9H192ZM1 11V10H0ZM9 11H10V9H9ZM116 11V10H115ZM127 11V12H128ZM130 11H132V10H130ZM165 11V10H164ZM178 11H179V9H178ZM207 11V10H206ZM225 11H227V10H225ZM2 12H3V10H2ZM11 12V11H10ZM97 12V11H96ZM112 12H114V11H112ZM121 12V11H120ZM119 12V13H120ZM145 13L147 12V11H144ZM154 12V11H153ZM187 12V11H186ZM194 12V11H193ZM209 12V11H208ZM207 12V13H208ZM211 12H212V10H211ZM213 12H215V11H213ZM212 12V13H213ZM98 13V12H97ZM115 14L117 13V12H114ZM124 13V12H123ZM123 13H120V14H123ZM148 13V12H147ZM163 13V12H162ZM201 13V12H200ZM210 13V12H209ZM216 13H219V12H217L216 11ZM215 13V14H216ZM1 15H2V13H0ZM129 14H130V12H129ZM141 14H143V13H141ZM140 14V15H141ZM165 14H167V13H165ZM214 14V13H213ZM228 13H226V15H227ZM0 15V16H1ZM99 15V14H98ZM110 15V14H109ZM128 15V14H127ZM189 15H192V13H190ZM210 15H211V13H210ZM218 15V14H217ZM217 15H216V17H217ZM219 15H220V13H219ZM223 15V14H222ZM120 16V15H119ZM123 17H124V14L122 15ZM126 16V15H125ZM186 16V15H185ZM184 16V17H185ZM213 16V15H212ZM249 16H251V15H249ZM215 16H213V18H214ZM215 17V18H216ZM219 17V16H218ZM229 17H230V15H229ZM252 18H255V16L253 17V16H251ZM249 18L247 21H249L250 19H252V18ZM259 17V16H258ZM264 17V16H263ZM144 18H146V17H144ZM143 18V19H144ZM155 17H153V19H154ZM188 18H189V16H188ZM188 18H183V23H184V21H187L188 20ZM221 18V17H220ZM225 17H223V19H224ZM260 19L262 18L261 16L259 17ZM1 19H2V17H1ZM0 19V20H1ZM78 19H82L83 21H91L92 22V24H91V27H92V29H90V31L88 30V31H85L86 33L88 32L89 34H87L88 36L90 35V34H93L95 37H93V39H94V42H93V40H92V42L90 41V40H87L86 39V41H90V44H87L85 41H84V43L82 42V40H81V38L79 37V35H78V31H80L79 29H77L76 30V28H75V26H76V22H77V20ZM122 19V18H121ZM120 19V21H122ZM140 19V18H139ZM201 19H203V18H201ZM208 19V18H207ZM232 19V18H231ZM233 19H235V18H233ZM259 19V20H260ZM136 20V19H135ZM138 20V19H137ZM141 20V19H140ZM162 20V19H161ZM211 20H212V17H211ZM210 20V21H211ZM219 20V19H218ZM225 20H229V19H227V16H226V18H225ZM239 20V19H238ZM246 20H244V21H246ZM255 20L257 21L256 23H258V20H257V18H255ZM124 21V20H123ZM126 21H127V17H126ZM131 21V20H130ZM133 21V20H132ZM139 21V20H138ZM148 21V20H147ZM201 21V20H200ZM205 22L206 20H202V22ZM210 21H206L207 23H209ZM222 21H224V20H221L220 21V24H224L223 26L224 27H226L227 25L225 24V23H222ZM235 21H236V19H235ZM243 21V22H244ZM254 21V20H253ZM262 21V20H261ZM113 22V23H112ZM125 22V21H124ZM155 22H157V21H155ZM161 22V21H160ZM164 22V21H163ZM212 22V21H211ZM214 22L215 23H217L216 22V20H214ZM243 22H241L242 24H244ZM249 22H251V20L249 21ZM249 22H247L248 23V25H250V23ZM255 22V21H254ZM252 23L251 25H255V26H258V25H256L255 23ZM79 23H80V21H79ZM88 23V22H87ZM126 23V22H125ZM129 23V22H128ZM139 23H141V22H139ZM143 23V22H142ZM190 23V22H189ZM234 23V22H233ZM238 23V22H237ZM236 22H235V24H237ZM246 23V22H245ZM263 24L264 23V21H262V22H260L259 23V25L260 24ZM113 24V25H112ZM122 24H123V22H122ZM159 25V23L157 22L156 23V25ZM178 24V23H177ZM210 24V27H211V25H212V23H209ZM218 24H219V22L217 23V26H218ZM239 24H240V22H239ZM238 24V25H239ZM242 24H240V25H242ZM119 25V24H118ZM121 25V24H120ZM129 25V24H128ZM169 25V24H168ZM171 25H172V23H171ZM171 25H169L170 27L169 28H171ZM179 25H180V23H179ZM190 24H188V26H189ZM205 25H206V23H205ZM208 25V24H207ZM229 26H231L230 24H228ZM244 25H246V24H244ZM80 26V25H79ZM123 26H124V24H123ZM214 26V25H213ZM216 26V25H215ZM221 27H222V25H220ZM219 26V27H220ZM253 27V28H255L256 29V27ZM264 26V25H263ZM82 27H84V26H82ZM118 27V26H117ZM120 27V26H119ZM118 27V28H119ZM127 27V26H126ZM143 27H144V30L146 31V40L144 41V46H146V47H143L142 49H139V51H137V46L136 47H134V48H121L122 50H121V55L118 53V55H120V56H114L115 58H114V61L115 62H111V63H121V65L123 64L124 66H126V70H128L129 68L131 69V67H133V66H135L136 65V63L142 58V56L141 55H143V53H141L142 51L144 52H150L151 50H154L153 52H155L156 53V55H158L159 57H162V56H164V51L163 50H161L160 49V47H158V46H160V45H162V44H164L165 43V40L161 37V35L159 34V33H155L154 32V27L151 25V24H144L143 26L142 25H135V26H133V32H138L139 30H141V29H143ZM248 27H250V26H248ZM121 28H122V26H121ZM180 28V27H179ZM183 28V27H182ZM203 28H206V27H203ZM212 28H214V27H212ZM223 28V27H222ZM230 28H232V27H230ZM229 28V29H230ZM251 28V27H250ZM260 27L258 26V28L257 29H259ZM261 28H262V26H261ZM80 29H81V26H80ZM208 30H209V27L207 28ZM224 29V28H223ZM234 29V28H233ZM237 29V28H236ZM263 29V28H262ZM120 30V29H119ZM126 29H124V31H125ZM144 30H142L143 31V33H144ZM171 30V29H170ZM187 29H185L184 30V32L185 33H188V31H186ZM194 30V29H193ZM216 30H217V28H216ZM216 30H215V33H217L216 32ZM219 30H220V28H219ZM226 30V29H225ZM245 30H247V29H245ZM252 30V29H251ZM121 31H123V30H121ZM171 31H173V30H171ZM175 31V30H174ZM199 31H200V29H199ZM211 31V30H210ZM210 31H206V32H210ZM222 30H220V33H222L221 32ZM233 31V30H232ZM81 32H83V31H81ZM110 34H109V33ZM126 32V31H125ZM157 32H159V31H157ZM170 32V31H169ZM196 32V31H195ZM201 32V31H200ZM226 32H227V30H226ZM225 32V33H226ZM238 32V31H237ZM254 32V31H253ZM258 32V31H257ZM261 32H264L263 30H261ZM98 33H100L101 34V37H104L105 36V40H103V42H102V39H104V38H102V39H98L97 38V35L96 34H98ZM105 33H107V34H105ZM117 33V32H116ZM115 33V34H116ZM121 33V32H120ZM127 33V32H126ZM194 33V32H193ZM197 33V32H196ZM195 33V34H196ZM214 34V31L213 32H211V34ZM219 33V32H218ZM217 33V34H218ZM225 33H224V35H225ZM249 33V32H248ZM247 33V34H248ZM251 33H252V31H251ZM100 34H98V35H100ZM104 34V35H103ZM119 33H117V35H118ZM131 34V33H130ZM130 34H127L128 36H130ZM136 34V33H135ZM184 34V33H183ZM228 34V33H227ZM226 34V35H227ZM231 34V36L233 35V34H237V33H230ZM254 34V33H253ZM257 35L259 34V36H261V37H263L262 35H260L261 33H256ZM78 35V36H77ZM93 35H91V36H93ZM112 35H114V34H112ZM117 35H116V37H117ZM120 35V34H119ZM118 35V36H119ZM171 35L173 36V37H175V34L173 35L172 33H171ZM181 35V34H180ZM199 35H200V33H199ZM202 35V34H201ZM221 35V34H220ZM223 35V34H222ZM245 35H246V33H245ZM84 36V35H83ZM108 36H109V38H110V40L108 41ZM167 36V35H166ZM198 36V35H197ZM205 36V35H204ZM204 36H202L203 38H204ZM216 36L217 35H215V38H216ZM248 36V35H247ZM251 36V35H250ZM249 36V38H251ZM15 37H19V38H21V39H23L22 41H23V43H24V45H25V47H26V50H24V51H18V49H17V51H14V50H12L11 49V47H10V43H11V41L13 40V38H15ZM79 37V38H78ZM82 37V36H81ZM85 37V36H84ZM90 37V36H89ZM120 37H122V36H119L118 37V39L120 40ZM164 37V36H163ZM168 37V36H167ZM169 37H171V36H169ZM191 37V40L189 41V42H191L192 41V36H190ZM189 36L187 37V39L188 38H190ZM211 37H212V35H211ZM236 37V36H235ZM235 37H234V40H235ZM83 38V37H82ZM107 38V39H106ZM112 38V39H111ZM123 38V37H122ZM121 38V39H122ZM137 38H139L138 36H137ZM172 38V37H171ZM170 38V39H171ZM183 38V37H182ZM209 38V37H208ZM214 38V39H215ZM220 38V37H219ZM222 38H223V36H222ZM227 38H229V37H227ZM233 38V37H232ZM78 39V40H77ZM118 39H116V41L118 40ZM186 39V40H187ZM205 39V38H204ZM223 39H225V38H223ZM222 39V40H223ZM237 39V38H236ZM242 39V38H241ZM240 39V40H241ZM118 40V41H119ZM127 40V39H126ZM172 40V39H171ZM201 40H202V38H201ZM200 40V41H201ZM206 40H207V38H206ZM206 40H204L205 41V44H206ZM254 40H256V39H254ZM263 40V39H262ZM20 41V40H19ZM132 41V40H131ZM203 41V40H202ZM208 41H212V40H208ZM224 41V40H223ZM233 41V40H232ZM245 41H246V39H245ZM21 42V41H20ZM123 42V41H122ZM133 42V41H132ZM137 42V41H136ZM180 42V41H179ZM193 42H194V40H193ZM192 42V43H193ZM226 42H228V41H226ZM226 42L224 43V44H226ZM236 42V41H235ZM244 42V41H243ZM251 42V41H250ZM118 43V42H117ZM134 43V42H133ZM168 43V42H167ZM195 43V42H194ZM203 43V42H202ZM209 43V42H208ZM213 43V42H212ZM220 43V42H219ZM238 43V42H237ZM240 43H241V41H240ZM263 43V42H262ZM171 44V43H170ZM183 44H184V42H183ZM215 44V43H214ZM234 44V43H233ZM236 44V43H235ZM253 44V43H252ZM251 44V45H252ZM257 44V48H258V45H260V44H258V43H256ZM61 45V44H60ZM66 45V44H65ZM118 45H120V44H118ZM138 45V44H137ZM165 45V44H164ZM190 45H192V44H190ZM189 45V46H190ZM197 45V44H196ZM206 45H208V44H206ZM220 45L221 44H219V47H220ZM227 45H229L228 47H231V43H229L228 42V44ZM12 46V45H11ZM131 46V45H130ZM173 46V45H172ZM188 46V45H187ZM188 46V47H189ZM198 46V45H197ZM211 46V45H210ZM218 46V45H217ZM240 46H241V44H240ZM239 46V44H238V47H240ZM262 46V45H261ZM260 46V47H261ZM20 48H21V45L19 46ZM148 47H150V49H148ZM166 47V46H165ZM186 47V46H185ZM207 47V46H206ZM227 47V46H226ZM236 47V46H235ZM248 47V46H247ZM252 47H254V46H252ZM251 47V48H252ZM18 48V47H17ZM115 48V47H114ZM118 48V47H117ZM193 48V47H192ZM212 48V47H211ZM220 48H222V47H220ZM234 47H232V49H233ZM250 48V47H249ZM264 48V47H263ZM58 49H62V47H59ZM64 50H65V47L63 48ZM182 49V48H181ZM186 49H190V48H185V50ZM209 49V47L206 49L205 48V46H200V47H197V48H194L193 49V51H194V58L193 59H195L194 60V62L195 61H202V62H204L205 64H206V67L207 68H209L210 69V71H211V74H213L212 76H210V74H209V76L210 77H212V79L214 80V77H215V74L217 73L218 74V72H219V69H223V68H221V66H219V64H218V57L219 56H217L218 55V53H217V55H215V54H213L212 52H211V54H212V56H210L209 54H207V50ZM218 50H219V52H220V50L221 49H219V48H217ZM224 49V48H223ZM230 49V53H231V48H229ZM236 49V48H235ZM235 49H234V51H235ZM240 49H242V48H238V50H240ZM259 49V48H258ZM262 49V48H261ZM260 49V52H262V50ZM63 50V51H64ZM119 51H120V49H118ZM171 50H173V51H175L174 49H171ZM184 50V51H185ZM243 50V49H242ZM244 50H246V49H244ZM183 51V52H184ZM188 51V50H187ZM213 51V50H212ZM222 51V53H223V50H221ZM249 51H250V49H249ZM65 52H66V50H65ZM144 52V53H145ZM172 52V51H171ZM186 52V51H185ZM227 52V51H226ZM225 52V53H226ZM236 52V51H235ZM235 52H233V50H232V53L234 54ZM238 52V51H237ZM258 52V51H257ZM13 54V55H11L10 56V54ZM66 53V54H67ZM117 53V52H116ZM151 53V52H150ZM173 53V52H172ZM178 53V52H177ZM188 53V52H187ZM189 53H191V51L189 52ZM216 53V52H215ZM231 53V54H232ZM240 54H239V56H241V52H239ZM248 53V52H247ZM252 54L254 53L253 51L251 52ZM259 53V52H258ZM35 54H34V56H35ZM62 54L64 55V53L62 52ZM65 54V55H66ZM112 54H114V53H112ZM146 54V53H145ZM171 54V53H170ZM227 54V53H226ZM225 54V55H226ZM230 54V55H231ZM235 54H237V53H235ZM234 54V55H235ZM249 54V53H248ZM261 54V53H260ZM57 55V56H56ZM60 55V54H59ZM148 55V54H147ZM177 55V54H176ZM209 55V56H208ZM245 55V54H244ZM243 55V56H244ZM256 55L257 54H255V58H256ZM262 55V54H261ZM21 56H24L23 57V59L25 60V61H21V60H23V59H21ZM28 56V55H27ZM34 59H35V57L33 56V54L31 55ZM107 56V55H106ZM109 56H107V57H109ZM149 56V55H148ZM175 56V55H174ZM186 56V55H185ZM227 56H228V54H227ZM233 56V55H232ZM245 56H247V55H245ZM31 57V58H32ZM104 57H105V59H104ZM165 57V56H164ZM163 57V58H164ZM176 57V56H175ZM189 57V56H188ZM225 57V56H224ZM223 57V58H224ZM234 57H236V55L234 56ZM259 57V56H258ZM43 59H44V56L42 57ZM41 58V59H42ZM57 58V60H59ZM184 58V57H183ZM247 58H249V56L247 57ZM254 60H259V59H261V58H258V59H255L254 57H252ZM263 58L264 57H262V60H263ZM38 59V58H37ZM36 59V60H37ZM46 59V58H45ZM48 59V58H47ZM185 59V58H184ZM229 59V58H228ZM236 59H238V58H235V60ZM6 60L7 61H10L9 63H5L6 62ZM109 60V59H108ZM153 60V59H152ZM185 60H187V59H185ZM189 60V59H188ZM245 60H248V59H245ZM30 61H31V59H30ZM168 61V60H167ZM261 61V60H260ZM259 61V64H263V62H260ZM50 62H52V61H50ZM54 62H56V61H54ZM108 62V61H107ZM149 62V61H148ZM177 62V61H176ZM220 62V61H219ZM224 62H225V60H224ZM240 63H242L243 61H239ZM53 63V62H52ZM109 63V62H108ZM107 63V64H108ZM116 63V66L118 65V67H119V64H117ZM174 63V62H173ZM191 63V62H190ZM199 63H201V62H199ZM240 63H237V64H239L240 65ZM106 63H105V65H104V68L106 67H108V66H106L107 65ZM183 64L187 67L188 66V64H187V62L186 61H184L183 62ZM224 63H222V65H223ZM50 65V66H49ZM60 65V64H59ZM111 66H112V68H113V65L112 64H110ZM177 65V64H176ZM242 65V67L241 68H243V66L245 65H243V64H241ZM240 65V66H241ZM56 66V68H57V64L55 65ZM170 66H172V65H170ZM203 66H204V64H203ZM228 66V65H227ZM227 66H225V67H227ZM234 66V65H233ZM232 66V67H233ZM236 66V65H235ZM147 67H149V66H147ZM157 67V66H156ZM229 67V66H228ZM245 67V66H244ZM259 67V66H258ZM115 68V67H114ZM134 68V67H133ZM230 68V67H229ZM228 68V69H229ZM236 68V67H235ZM237 68H239V66H237ZM257 70H256V69ZM255 68H252L251 70L253 71V69L254 70H256V72L257 71H259V69L257 68V66L255 67ZM264 68V67H263ZM62 69V68H61ZM118 69V68H117ZM208 69V70H209ZM226 69V68H225ZM223 70V71H226V70ZM246 69H247V67H246ZM262 69V68H261ZM45 70V71H44ZM55 70V69H54ZM57 70V69H56ZM109 70V69H108ZM108 70H103V74H104V72H106V71H108ZM132 70V69H131ZM155 70V69H154ZM171 70V69H170ZM187 70V69H186ZM230 71H228L227 70V72H224V73H222V75L220 74V77L218 76V78H220V80L219 81H216V84H217V86H216V90H217V94L219 95V98L221 99V100H223V101H227L228 102V97H229V95H230V91H231V89H233V88H236V87H238L239 86V82L240 81H238V79H237V77H239V76H237V74H235V72H237V71H235V72H232V69H229ZM235 70H237V69H235ZM238 70H240V73H241V69H238ZM243 70V69H242ZM247 70H249V69H247ZM246 70V72H248V74H250L249 72H251V71H247ZM50 71H51V69H50ZM110 71V70H109ZM133 71H134V73H135V70L133 69ZM209 71V72H210ZM244 71V70H243ZM261 72H262V70H260ZM264 71V70H263ZM53 72V71H52ZM65 72V71H64ZM116 72V71H115ZM114 72V73H115ZM156 72V71H155ZM54 73V72H53ZM107 73V72H106ZM132 73V72H131ZM138 73V72H137ZM140 73V72H139ZM149 73H150V71H149ZM206 73V72H205ZM252 73V72H251ZM46 74H50V73H46ZM97 74H99L100 76H98ZM109 74V73H108ZM110 74H112V71L110 72ZM187 74H188V72H187ZM197 74V73H196ZM238 74H239V72H238ZM253 74V73H252ZM256 74V73H255ZM257 74H258V72H257ZM256 74V75H257ZM259 74H260V72H259ZM258 74V75H259ZM261 74H263V73H261ZM260 74V75H261ZM126 75V74H125ZM144 75V74H143ZM147 75H149V74H147ZM151 75V74H150ZM158 75H160V73L158 74ZM162 75H164V74H162ZM183 75V74H182ZM189 76H190V74H188ZM242 75V74H241ZM243 75H245V74H243ZM242 75V76H243ZM50 76V75H49ZM67 76V75H66ZM112 76V75H111ZM208 76V75H207ZM240 77V78H243V77ZM252 76V75H251ZM250 76V77H251ZM264 76V75H263ZM54 77V76H53ZM104 77V76H103ZM135 77V76H134ZM203 77V76H202ZM247 77V76H246ZM246 77H244V79L246 78ZM249 77V76H248ZM250 77H249V79H250ZM27 78L25 79V80H27ZM42 78V77H41ZM40 78V79H41ZM49 78H51V77H49ZM60 78V77H59ZM69 78H70V76H69ZM68 78V79H69ZM109 78H111V77H109ZM113 78V77H112ZM117 78H119L118 80H120L121 81V79H120V77H117ZM131 78V77H130ZM150 78L152 79V77L150 76ZM156 78V76L155 77H153V79H155ZM166 78H168V77H166ZM166 78L164 77V79L166 80ZM253 79H255V76L254 77H252ZM23 79V80H24ZM36 79V78H35ZM34 79V80H35ZM39 79V78H38ZM54 79V78H53ZM115 79V78H114ZM125 79H127V78H125ZM129 79V78H128ZM127 79V80H128ZM178 79V78H177ZM184 79V78H183ZM191 79V78H190ZM243 79V80H244ZM262 79H264V77H262ZM29 80V79H28ZM31 80H33L32 78H31ZM50 80V79H49ZM49 80H47V81H49ZM55 80V79H54ZM116 80V79H115ZM123 81H125L124 79H122ZM129 80H131V79H129ZM128 80V81H129ZM133 80V79H132ZM160 80V79H159ZM179 80V79H178ZM182 80V79H181ZM185 80V79H184ZM198 80H200V79H198ZM203 80V79H202ZM208 80V79H207ZM242 80V79H241ZM242 80V81H243ZM246 80V79H245ZM247 80H248V78H247ZM252 80V79H251ZM260 80V79H259ZM44 81H45V79H44ZM43 81V82H44ZM58 81V80H57ZM71 81V80H70ZM111 81H113V80H111ZM110 81V82H111ZM120 81H119V83H120ZM156 81H157V78H156ZM168 81L169 80H167V82L165 83V84H168ZM183 81V80H182ZM180 82V80L178 81V82H180V84H182V83H184V81L183 82ZM191 81H192V79H191ZM206 81V80H205ZM205 81H203V82H205ZM32 82V81H31ZM36 82H37V80H36ZM40 83H42L41 81H39ZM38 82V85L40 84ZM55 82V81H54ZM63 82H65V83H67L66 81H63ZM114 82H118L117 80L116 81H114ZM150 82V81H149ZM152 82H153V80H152ZM160 82H162V81H160ZM199 82V81H198ZM210 82H212V80L210 81ZM246 82V86H247V81H245ZM248 82H250L251 83V81H249L248 80ZM264 82V81H263ZM49 83V82H48ZM48 83H46V85L48 84ZM57 83V82H56ZM106 83H108V82H106ZM130 83V82H129ZM139 83H141V81L139 82ZM143 83H145V81L143 82ZM169 83H172V82H169ZM206 83V82H205ZM244 83V82H243ZM256 83V82H255ZM254 83V84H255ZM259 83V82H258ZM37 83H35V85H36ZM58 84V83H57ZM62 84V83H61ZM64 84V83H63ZM98 84V83H97ZM109 84V83H108ZM122 84V83H121ZM126 84H128L127 82H126ZM130 84H132V83H130ZM155 84V83H154ZM153 84V85H154ZM200 84H201V81H200ZM207 84H208V82H207ZM207 84H206V86H207ZM215 84V85H216ZM240 84H242V83H240ZM38 85H36V86H34V87H38ZM43 85V84H42ZM59 85V84H58ZM99 85V84H98ZM116 86V83H113V87L110 85L109 86V89L112 87V89H115L114 87ZM118 85V84H117ZM133 85V84H132ZM143 85V84H142ZM172 85H175V84H172ZM171 85V86H172ZM203 85V84H202ZM202 85H200V86H202ZM243 86H244V84H242ZM257 85V84H256ZM63 86V85H62ZM65 86V85H64ZM106 86V85H105ZM123 86V85H122ZM144 86V85H143ZM165 86V85H164ZM175 86H180V85H175ZM195 86V85H194ZM258 86H260V85H258ZM262 86H264V85H262ZM32 87H33V84H32ZM45 88H46V86H44ZM59 87V86H58ZM67 87V86H66ZM92 87V88H91ZM96 87V86H95ZM117 87V86H116ZM120 87H121V85H120ZM124 87V86H123ZM153 86H151L150 85V87H149V90H150V88H152ZM167 87V86H166ZM165 87V88H166ZM186 87V86H185ZM31 88V87H30ZM55 88V87H54ZM128 88H130V85H129V87ZM127 88V89H128ZM160 88V87H159ZM168 88V87H167ZM176 88V87H175ZM205 88V87H204ZM208 88V87H207ZM210 88V87H209ZM208 88V89H209ZM23 89V88H22ZM22 89H21V92H26V94H29L30 93V91H29V93H27L28 91H22ZM49 89V88H48ZM52 89V88H51ZM50 89V90H51ZM57 89V88H56ZM55 89V90H56ZM60 89V88H59ZM69 89V88H68ZM99 89H100V86H99ZM117 89H118V87H117ZM122 89V88H121ZM124 89V88H123ZM126 88L124 89V90H127ZM132 89H133V86H132ZM131 89V90H132ZM137 89H138V87H137ZM154 89L156 90L157 89V87L155 88L154 87ZM153 88H152V90H154ZM162 89V88H161ZM164 89V88H163ZM173 89L174 88H170V90H172L173 91ZM180 89H181V86H180ZM184 89V88H183ZM200 89V87L198 88V90ZM240 89V88H239ZM41 90V89H40ZM58 90V89H57ZM71 90V89H70ZM69 90V91H70ZM93 90H91V91H93ZM105 90V89H104ZM122 91L121 90V92H124L125 93V91ZM148 90V89H147ZM154 90V91H155ZM157 90H159V89H157ZM168 90H169V88H168ZM175 90H177V89H174V91ZM201 90H203L202 88H201ZM255 90V89H254ZM253 90V91H254ZM42 92L44 91L43 89L41 90ZM46 91V90H45ZM52 91V90H51ZM65 91V90H64ZM68 91V90H67ZM78 91V92H79ZM106 91V90H105ZM104 91V92H105ZM115 91V90H114ZM113 91V92H114ZM119 91V90H118ZM140 91V90H139ZM154 91H153V94H154ZM161 91V90H160ZM160 91H159V93H160ZM182 91V90H181ZM191 91V90H190ZM212 91V90H211ZM238 91V90H237ZM260 91V90H259ZM259 91L257 92V93H259ZM53 92V91H52ZM107 92V91H106ZM111 92V91H110ZM109 92V93H110ZM117 92V91H116ZM128 92H129V90H128ZM171 92V91H170ZM170 92H168V94L170 95ZM178 92V91H177ZM199 92V91H198ZM33 93V92H32ZM45 93V92H44ZM57 93V92H56ZM92 93V92H91ZM95 93V92H94ZM93 93V94H94ZM119 94H121L120 93V91L118 92ZM150 93V92H149ZM155 93H158L157 91L155 92ZM166 93V92H165ZM171 93H174V92H171ZM183 93V92H182ZM193 93V92H192ZM196 93V92H195ZM204 93V92H203ZM240 93H242V91L240 92ZM240 93L238 94L239 95V97L241 96L240 95ZM246 93V92H245ZM25 94V95H26ZM59 94V93H58ZM62 94V93H61ZM72 94V93H71ZM78 95H79V93H77ZM117 94V93H116ZM118 94V95H119ZM163 94V93H162ZM168 94H164V96H166V95H168ZM176 94V93H175ZM178 94V93H177ZM188 94V93H187ZM213 94V93H212ZM236 94V93H235ZM235 94H232V95H235ZM260 94V93H259ZM258 94V95H259ZM29 95H31V94H29ZM34 95H36V93L34 94ZM34 95H32V96H34ZM37 95H39V93L37 94ZM42 95H45V94H42ZM47 95V94H46ZM46 95H45V97H46ZM63 95H65V94H63ZM69 95V94H68ZM75 95H76V93H75ZM123 95V94H122ZM122 95H120L121 97H123ZM125 95V94H124ZM147 95V94H146ZM145 95V96H146ZM158 95H160V94H158ZM181 96H182V94H180ZM31 96V97H32ZM48 96V95H47ZM54 96V95H53ZM127 96H132V95H129V94H127ZM139 96V95H138ZM150 96V95H149ZM154 96V95H153ZM171 96H172V94H171ZM173 96L176 98V95H174L173 94ZM236 96V95H235ZM27 97V96H26ZM29 97V96H28ZM39 97V96H38ZM52 97V96H51ZM55 97V96H54ZM54 97H53V99H54ZM57 97V96H56ZM69 97H70V95H69ZM72 97H73V94H72ZM71 97V98H72ZM80 97H81V95H80ZM112 97V96H111ZM116 97V96H115ZM114 97V98H115ZM129 97V98H130ZM133 97H135V96H133ZM151 97V96H150ZM157 96H155L154 98H156ZM183 97H185V94L183 93V96H182V98ZM189 97V96H188ZM187 96H186V98H188ZM49 97H47V99H48ZM57 98H60V97H57ZM107 98V97H106ZM124 98V97H123ZM126 98H128V97H126ZM125 98V99H126ZM147 99H148V97H146ZM162 97H160V99H158V100H162V99H164V100H166V97L164 98H162ZM180 97H178V99H179ZM195 98V97H194ZM193 98V99H194ZM204 98V97H203ZM209 98V97H208ZM229 98H232V97H229ZM61 99V98H60ZM64 99H65V97H64ZM118 99H120V98H118ZM122 99V98H121ZM125 99H123V100H125ZM138 99V98H137ZM145 99V98H144ZM170 99H172V97H170ZM177 99V98H176ZM206 99V98H205ZM205 99H203V100H205ZM31 100H32V98H31ZM34 100V99H33ZM51 100V99H50ZM59 100V99H58ZM80 100V99H79ZM106 100H108L109 101V99H106ZM116 100V99H115ZM122 100V101H123ZM135 100V99H134ZM152 100H154V99H152ZM164 100H163V102H164ZM168 100H169V97H168ZM175 99H172V101H170V102H172V104L174 103V102H176V101H174ZM180 100V99H179ZM179 100H177V101H179ZM201 100V99H200ZM215 100V99H214ZM230 100V99H229ZM233 100H236V98L235 99H233ZM250 100V99H249ZM2 101H3V99H2ZM48 101H49V99H48ZM47 101V102H48ZM52 101V100H51ZM119 101V100H118ZM128 101H129V99H128ZM128 101L127 100H125V102L126 103H128ZM145 101V100H144ZM190 101V100H189ZM232 101V100H231ZM236 101H238V100H236ZM242 101V100H241ZM33 102V101H32ZM45 102L46 101H44V103H43V105H45ZM71 103L70 101H67V103ZM75 102H76V100H75ZM85 102V103H86ZM120 102H121V100H120ZM119 102V103H120ZM130 102V101H129ZM137 102V101H136ZM141 102V101H140ZM154 103H155V101H153ZM157 102V101H156ZM159 102V101H158ZM157 102V103H158ZM161 102V101H160ZM166 102H167V100H166ZM165 102V103H166ZM191 102V101H190ZM195 102V101H194ZM196 102H197V100H196ZM216 102H218V101H216ZM215 102V103H216ZM244 102V101H243ZM253 102H254V100H253ZM253 102H251V103H253ZM61 103V102H60ZM111 103V102H110ZM118 103V102H117ZM134 101H133V104H132V102H131V104L132 105H134ZM145 103L147 104V100L145 101ZM144 103V104H145ZM152 103V102H151ZM181 103H182V101H181ZM183 103H184V101H183ZM193 103V102H192ZM191 103V104H192ZM211 103H213L212 102V100H211ZM231 103H234V102H231ZM237 103V102H236ZM235 103V104H236ZM255 103V102H254ZM30 104V103H29ZM33 104V103H32ZM31 104V105H32ZM36 104V103H35ZM46 104H48V103H46ZM57 103H55V105H56ZM62 104V103H61ZM60 104V105H61ZM77 104H79V103H77L76 102V104H74V105H77ZM81 104V105H82ZM114 104H116V102L114 101ZM138 104V103H137ZM140 104V103H139ZM138 104V105H139ZM144 104H142V105H144ZM162 104H164V103H162ZM162 104H159V105H161V107H163L162 106ZM167 105L166 106H168V108H170V107H174V105H176V104H174L173 106H172V104L170 103V104H168V103H166ZM178 104H180V102H178ZM177 104V105H178ZM188 104V103H187ZM194 104V103H193ZM198 104V103H197ZM197 104H195V105H197ZM203 104H206V101L205 102H203ZM214 104V103H213ZM224 103H222V105H223ZM241 104H242V102H241ZM51 105V104H50ZM68 106H69V104H67ZM74 105H73V107H74ZM80 105V104H79ZM117 105V104H116ZM120 105H121V103H120ZM128 105H130V104H128ZM128 105L126 104V108H129L128 107ZM148 105H149V102H148ZM155 104H153V108L155 107L154 106ZM158 105V106H159ZM170 105V106H169ZM189 105V104H188ZM195 105H193V107H195ZM201 105V104H200ZM212 105V104H211ZM211 105L208 107V108H210L211 107ZM221 105V106H222ZM249 105V104H248ZM247 105V108H249L250 109V107ZM252 104H250V106H251ZM48 106V105H47ZM65 105H63V107H64ZM71 106V105H70ZM83 106V105H82ZM85 106V105H84ZM83 106V107H84ZM98 106V107H97ZM125 106V105H124ZM135 106H136V104L134 105V108H135ZM166 106H164V107H166ZM179 106V105H178ZM177 106V107H178ZM184 106V105H183ZM191 106V105H190ZM202 106V105H201ZM205 106V105H204ZM213 106V105H212ZM225 106V105H224ZM35 107V106H34ZM52 107V106H51ZM72 107V106H71ZM76 107V106H75ZM74 107V108H75ZM78 107H80V106H78ZM83 107L81 108V111L83 112ZM110 107H114V106H112V104H111V106L109 105V108ZM118 107V106H117ZM136 107H138V106H136ZM147 107V106H146ZM184 107H187L188 109H186V112H187V110H190V108L188 107V106H184ZM198 108V110H197V112L199 111V109H200V106H197ZM205 107H207V105L205 106ZM204 107V108H205ZM215 107V106H214ZM217 107V106H216ZM245 107H246V105H245ZM48 108V107H47ZM53 108H55L54 107V105H53ZM69 109H70V107H68ZM67 108V109H68ZM77 108V107H76ZM75 108V109H76ZM122 108H124L123 107V105H122ZM133 107L131 106L129 109H132ZM140 107H138V109H139ZM156 108H158L157 107V105H156ZM172 108H170V109H172ZM175 108V107H174ZM174 108H173V112L174 111H177V110H174ZM218 108V107H217ZM236 108V107H235ZM28 109H32V107L31 108H28ZM52 109V108H51ZM116 108H114V110H115ZM125 109V108H124ZM129 109H127V111L129 110ZM164 109V108H163ZM162 109V110H163ZM181 109V108H180ZM179 109V110H180ZM183 109V108H182ZM192 109V108H191ZM36 110H39L38 108L36 109ZM42 110H44V109H42ZM47 110V109H46ZM46 110H44L45 112H46ZM63 110H65L64 108H63ZM70 110H73V108L72 109H70ZM94 110V109H93ZM93 110H91V111H93ZM107 110V109H106ZM117 110V109H116ZM121 110V109H120ZM120 110H119V108H118V112H119V114L121 113L120 112ZM123 110V109H122ZM136 110V109H135ZM146 110H148V108H146ZM158 110V109H157ZM156 110V111H157ZM160 110H161V108H160ZM183 110H185V108L183 109ZM202 110V109H201ZM208 111H209V109H207ZM216 110H221V109H216ZM222 110H224V109H222ZM221 110V111H222ZM27 111V110H26ZM54 111V110H53ZM62 111V110H61ZM66 111V110H65ZM69 111V110H68ZM74 111V110H73ZM72 111V112H73ZM80 111V112H81ZM116 111V113L118 114V112ZM125 111V110H124ZM127 111H125V112H127ZM137 111V110H136ZM141 111V110H140ZM150 111V110H149ZM148 111V112H149ZM154 111V110H153ZM194 111V110H193ZM192 110L191 111H188L189 113L190 112H193ZM203 112H205L204 111V109L202 110ZM213 111V112H212ZM40 112H42V111H40ZM48 112H49V110H48ZM67 112V111H66ZM72 112L70 111V113L72 114ZM77 112V111H76ZM86 112H88V111H86ZM90 112V111H89ZM105 113H103V114H105V116H107L108 114H106V111H104ZM108 112H111V111H109L108 110ZM123 112V111H122ZM131 112V111H130ZM179 112V111H178ZM186 112H185V115H186ZM196 112V111H195ZM195 112H193L194 114H195ZM202 112V113H203ZM211 112H212V114H210V115H212L211 117H210V115H208L207 116V119L210 117V119L212 118H214L215 120H216V117H218L217 116V111L215 112L213 109H212V107H211ZM210 112V113H211ZM224 112V111H223ZM232 112V111H231ZM69 113V114H70ZM74 114H75V112H73ZM137 113V112H136ZM150 113V112H149ZM148 113V114H149ZM181 113H182V111H181ZM180 113V115H178L179 117H182V118H184L185 119V117L186 116H188V114L185 116L184 114L182 115ZM184 113V112H183ZM201 113V112H200ZM207 112H205V114H206ZM222 113V112H221ZM224 113H226V112H224ZM230 112L228 111V113L227 114H229ZM235 113V112H234ZM246 113V112H245ZM245 113H243V115L245 114ZM248 113H250V112H248ZM40 113H38V115H39ZM43 114V113H42ZM45 114V113H44ZM52 114V113H51ZM59 114H61V113H59ZM78 113H76L75 115H77ZM90 114V113H89ZM97 114V113H96ZM101 114H102V112H101ZM112 114H113V111H112ZM131 114V113H130ZM129 113H128V115H130ZM132 114H133V110H132ZM147 114V113H146ZM154 114V113H153ZM170 114V113H169ZM198 114V113H197ZM204 114V115H205ZM247 114V113H246ZM29 115H31V114H29ZM49 115H50V112H49ZM62 115V114H61ZM80 115H82V114H80ZM123 114H121V116H122ZM127 115V114H126ZM141 115V114H140ZM143 115V114H142ZM158 115V114H157ZM156 115V116H157ZM161 115V114H160ZM190 115H192V113L190 114ZM220 115V114H219ZM225 115V114H224ZM223 115V116H224ZM247 115H249V114H247ZM47 116V115H46ZM52 117L54 116V114L53 115H51ZM58 116V115H57ZM70 116V115H69ZM87 116V115H86ZM95 117L97 116V115H94ZM94 116H92V117H94ZM99 116V115H98ZM104 116V117H105ZM119 116V115H118ZM121 116H119V118L121 117ZM124 116V115H123ZM122 116V117H123ZM136 116V115H135ZM145 116V115H144ZM148 116V115H147ZM149 116H151L150 114H149ZM149 116H148V119H145V120H148L147 122L146 121H144L143 123L145 124V123H148V122H151L150 120H149ZM166 116V115H165ZM177 116V117H178ZM183 116H185V117H183ZM194 118H195V120H196V118H199V119H201L200 117H195V115H192ZM201 116V115H200ZM203 116V115H202ZM201 116V117H202ZM230 116V115H229ZM249 116H252V115H249ZM264 116V115H263ZM2 117V116H1ZM41 118H42V115L40 116ZM48 117H50V116H48ZM66 117V116H65ZM68 117V116H67ZM109 118H110V120H111V118H112V115H110V116H108ZM122 117H121V120L123 121V119H122ZM131 117V116H130ZM158 117V116H157ZM164 116H162V117H160V119H163V121H164V119H165V121L164 122H166L165 123V125L163 124V126H164V128H166L165 126L167 125V120H166V118L168 117H166V118H163ZM178 117V120L180 119V121H181V118H179ZM220 117V116H219ZM218 117V118H219ZM234 117V116H233ZM244 117V116H243ZM253 117V116H252ZM40 118V119H41ZM54 118V117H53ZM56 118V117H55ZM70 118V117H69ZM74 119H75V117H73ZM73 118H70V119H73ZM88 118H90V115H89V117ZM88 118H87V120H88ZM98 118H100V119H102V117H98ZM106 119H107V117H105ZM118 118V117H117ZM119 118L117 119L119 122H120V120H119ZM128 118V117H127ZM143 118V117H142ZM141 118V119H142ZM156 118V117H155ZM159 118V117H158ZM174 118V117H173ZM172 118V119H173ZM192 118V117H191ZM205 119H206V116L204 117ZM224 118H226V117H224ZM245 118H246V116H245ZM249 118V117H248ZM248 118H247V120H248ZM4 119H5V117H4ZM79 119V118H78ZM96 119H97V117H96ZM116 118L114 117V119H112V120H114V121H117V120H115ZM125 119V118H124ZM129 119H131V118H128V120ZM153 120H154V117L152 118ZM160 119H158L159 120V123H160ZM167 119H169V117L167 118ZM186 119H187V117H186ZM189 119H190V116H189ZM189 119H187V120H189ZM205 119H203V121L205 120ZM220 119H222V118H220ZM231 119V118H230ZM230 119H228L227 120V118L225 119V120H227V123L226 124H224V125H227V124H230V125H232V126H234V121H236V120H234V121H231V122H233L232 124L230 123V122H228ZM233 119V118H232ZM250 119V118H249ZM55 120V119H54ZM53 120V121H54ZM58 120V119H57ZM84 120V119H83ZM86 120V121H87ZM103 120H104V118H103ZM109 120V119H108ZM109 120V121H110ZM132 120V119H131ZM136 120V119H135ZM134 120V121H135ZM138 120H139V118H138ZM138 120H136L137 122H138ZM144 119H142L141 121H143ZM187 120H186V122H187ZM194 119H192V122L193 123H195L196 121H195ZM241 120V119H240ZM246 120V121H247ZM250 120H253V118L252 119H250ZM254 120H256L255 118H254ZM257 120H259L258 118H257ZM38 121V120H37ZM52 121V120H51ZM60 121V120H59ZM101 121V120H100ZM127 121V120H126ZM141 121H139L140 123V125L139 126H141ZM155 121V120H154ZM154 121H153V123H154ZM162 121V120H161ZM195 121V122H194ZM201 121V120H200ZM207 121V120H206ZM221 121V120H220ZM222 121H224V120H222ZM222 121H221V123H222ZM261 121H262V119H261ZM33 122H35L34 121V119H32V117H31V119H29V120H26V124L24 125H22V127H24V129H26V128H29L30 127V125L33 123ZM39 122V121H38ZM68 122V121H67ZM71 122V121H70ZM72 122H74V121H72ZM71 122V123H72ZM82 122H85V120L84 121H82ZM82 122H80V124L82 123ZM97 122H98V120H97ZM103 122V121H102ZM105 122V121H104ZM127 122H129V121H127ZM133 122V121H132ZM132 122L130 123V124H132ZM137 122H135L136 123V125L138 126V124H137ZM157 122V121H156ZM156 122L154 123V124H156ZM173 122H174V120H173ZM207 122H210L209 120L207 121ZM206 122V123H207ZM216 122L218 123V121L216 120ZM239 122H241V121H239ZM243 122H245L244 120H243ZM36 123V122H35ZM54 123V122H53ZM58 123H60V122H58ZM88 123H89V120H88ZM122 123V122H121ZM123 123H125L124 121H123ZM122 123V124H123ZM134 123V122H133ZM134 123V124H135ZM142 123V125L143 126H141V127H144V126H146L147 124H143ZM171 123V122H170ZM169 122H168V125H169V127H170V124ZM177 123H182V125H183V122H176V119H175V124H177ZM193 123H191V124H193ZM197 123H199V122H197ZM201 123V122H200ZM220 123V124H221ZM225 123V122H224ZM242 123V122H241ZM241 123H239V124H237V125H240ZM248 123V122H247ZM252 124H249V126L248 125H246L248 128H249V131H255V130H253L255 127H252V126H255V124L256 123H254V122H251ZM253 123H254V125H253ZM259 123H260V121H259ZM13 124H14V126H16L15 125V123L13 122ZM39 124V123H38ZM37 123L35 124V125H38ZM75 124V123H74ZM77 124V123H76ZM75 124V125H76ZM85 124V123H84ZM86 124H87V122H86ZM99 124V123H98ZM112 124H115L116 125V123H112ZM111 124V125H112ZM126 124V123H125ZM128 124V123H127ZM134 124H132V125H130V126H133ZM161 124H162V122H161ZM161 124H159V126H161ZM175 124L174 125H172V127H170V128H172L173 129V126L176 128L177 126H175ZM187 124H189L188 122H187ZM187 124H186V126H187ZM190 124V125H191ZM203 124H205V121L203 122ZM208 124V126L210 125L209 123H207ZM243 125H244V123H242ZM260 124H264L263 122L262 123H260ZM19 125V124H18ZM49 125H50V123H49ZM54 125V124H53ZM71 125V124H70ZM89 125V124H88ZM99 125H101V123L99 124ZM98 125V126H99ZM102 125H104V127H102V129L103 128H105V127H107V126H109V125H105V124H102ZM101 125V126H102ZM153 125V124H152ZM151 125V126H152ZM158 125V124H157ZM181 125V126H182ZM187 126L188 128L189 127H191L192 128V126ZM194 125V124H193ZM196 125V124H195ZM194 125V126H195ZM199 125V124H198ZM216 125H218V124H216ZM230 125H227L226 127H228V126H230ZM236 125V126H237ZM242 125V126H243ZM250 125H252L251 126V128H253L252 130L250 129ZM34 126V125H33ZM58 126V125H57ZM65 126V125H64ZM71 126H74L73 124L71 125ZM77 126H79L78 124H77ZM76 126V127H77ZM81 126V125H80ZM113 126V125H112ZM112 126H109V127H107V128H112V129H114ZM124 126V125H123ZM135 126V125H134ZM133 126V127H134ZM158 126V127H159ZM163 126H162V130L164 129L163 128ZM186 126H183L184 128H181V129H185V130H187V131H190L189 133L191 134V128H189L190 130H188V129H186ZM207 126V127H208ZM212 126V125H211ZM210 126V127H211ZM213 126H215V124L213 125ZM221 126H223V123H222V125ZM231 126V127H232ZM241 126V125H240ZM245 126V127H246ZM258 126V128H259V125H257L256 124V127ZM262 126H264V125H262ZM262 126H260V127H262ZM8 127H9V124H8ZM21 127V126H20ZM35 127V126H34ZM45 127V126H44ZM51 127V126H50ZM61 127H63V126H59L58 128H59V130L61 131ZM66 127V126H65ZM100 127V126H99ZM98 127V128H99ZM119 127H120V123H119ZM124 127H126V125L124 126ZM124 127H121V130H118L117 129V127H115V129H114V132L113 131H111V130H109V131H111V132H113L112 133V135H114L115 136V139H117L116 137H118L119 136V134H121V136H120V138L122 137V133H120L119 131H123L122 130V128H124ZM132 127V128H133ZM149 127V126H148ZM147 127V128H148ZM157 127V128H158ZM200 127V126H199ZM210 127H208L209 129H208V131H210ZM216 127V126H215ZM246 127V128H247ZM7 128V127H6ZM38 128H40V126L38 127ZM46 128H48V127H46ZM46 128H44V129H46ZM52 128H53V126H52ZM79 128V127H78ZM81 128H83V127H81ZM87 128V127H86ZM129 128V127H128ZM153 128V127H152ZM179 128V127H178ZM201 128V127H200ZM217 128V127H216ZM234 128H236L235 126H234ZM240 128V127H239ZM244 128V127H243ZM243 128H242V130H243ZM244 129V131L246 132L247 131V129ZM31 129V128H30ZM35 129V128H34ZM54 129V128H53ZM64 129V128H63ZM70 129H73L72 127L70 128ZM80 129V128H79ZM126 129L127 128H125V131H126ZM138 129H140L141 130V128H138ZM137 129V127H136V129H134V131L135 130H137V131H139ZM146 129V128H145ZM149 129H150V127H149ZM149 129H148V131H149ZM167 129H169L168 128V126H167ZM166 129V130H167ZM180 129V128H179ZM212 130L214 129V127H212L211 128ZM219 129V128H218ZM256 129V128H255ZM58 130V129H57ZM58 130V131H59ZM75 130V129H74ZM83 130V129H82ZM99 130H100V128H99ZM151 130V129H150ZM165 130V129H164ZM165 130V131H166ZM193 130V129H192ZM194 130H195V128H194ZM202 130H205L204 128H201V132H203ZM215 130V129H214ZM224 130H226V128L224 129ZM223 130V131H224ZM229 130V133H230V129H228ZM228 130H227V132H228ZM241 130V129H240ZM264 129L262 128V131H263ZM20 131V130H19ZM26 131V130H25ZM53 131V130H52ZM70 131V130H69ZM88 131V130H87ZM103 131V130H102ZM124 131V132H125ZM128 131V130H127ZM129 131H130V128H129ZM128 131V137H131L130 136V132ZM131 131H133V129H131ZM134 131L132 132V133H134ZM146 131V134H147V130H144V131H142V132H145ZM151 131H154L153 129L151 130ZM150 131V132H151ZM158 131V130H157ZM157 131H156V133H157ZM164 131V132H165ZM169 131V130H168ZM196 131V130H195ZM208 131H207V133H208ZM216 131H218V130H216ZM222 131V132H223ZM260 131V130H259ZM47 132H48V130H47ZM54 132V131H53ZM63 132V131H62ZM73 132H75V131H73ZM90 132V131H89ZM136 132V131H135ZM141 132V131H140ZM140 132H138V133H140ZM167 132V131H166ZM169 132H173V131H169ZM177 132H178V130H177ZM199 132V131H198ZM201 132H200V134H201ZM213 133V134H215V133H219L220 132V130H219V132H213V131H210V133ZM232 132V131H231ZM242 131H240V133H241ZM77 133V132H76ZM88 133V132H87ZM103 133H104V131H103ZM161 133V132H160ZM175 133V132H174ZM174 133H173V135H174ZM197 133V132H196ZM204 133V132H203ZM209 133V135H211ZM250 133H252V132H250ZM59 135L60 134H62L61 132H59L58 133ZM66 134V133H65ZM64 134V135H65ZM74 134V133H73ZM105 134H107L106 132H105ZM105 134H104V136H105ZM141 134V133H140ZM139 134V135H140ZM143 134L144 133H142L141 135H142V137H143ZM148 134H150V133H148ZM155 134V133H154ZM158 134V133H157ZM171 134V133H170ZM181 134H184L183 132H181ZM199 134V135H200ZM223 134V135H222ZM222 134H219V135H222V137L221 138H223V136L225 135V133L223 132ZM233 134H235V133H233ZM242 134V133H241ZM239 135V137H241V138H243L244 137V135L242 134V135ZM253 134V133H252ZM68 135V134H67ZM72 135V134H71ZM95 135V134H94ZM103 135V134H102ZM109 135V134H108ZM124 135V134H123ZM132 135V134H131ZM137 135V133L135 134V136ZM152 135H153V132H152ZM152 135H150V136H152ZM185 135V134H184ZM183 135V136H184ZM189 135V134H188ZM191 135H194V133L193 134H191ZM199 135H196L197 137L199 136ZM208 135V134H207ZM208 135V137L207 138H211V136H209ZM216 135V134H215ZM237 135V134H236ZM60 136H62V135H60ZM66 136V135H65ZM89 136V135H88ZM113 136V137H114ZM133 136V135H132ZM178 136V135H177ZM181 136V135H180ZM179 136V137H180ZM185 136H187V135H185ZM195 136V135H194ZM195 136V137H196ZM230 136V135H229ZM252 136V135H251ZM62 137H64V136H62ZM68 137V136H67ZM71 137V136H70ZM69 137V138H70ZM75 137V136H74ZM79 137H81V136H79ZM86 137V136H85ZM98 137V136H97ZM109 137V136H108ZM125 137V136H124ZM127 137V136H126ZM137 137V136H136ZM141 137V136H140ZM140 137L139 138H137V139H140ZM141 137V139H143ZM155 137V136H154ZM159 137H161V136H159ZM158 137V138H159ZM166 137H168V136H166ZM193 137V136H192ZM200 137V136H199ZM198 137V138H199ZM218 137V136H217ZM225 137H226V135H225ZM224 137V138H225ZM238 137V139H241V138H239ZM249 137V136H248ZM261 137L263 138L264 136H262L261 135ZM101 138V137H100ZM106 138V137H105ZM123 138V137H122ZM121 138V139H122ZM132 138V137H131ZM153 138V137H152ZM158 138L156 139V141H158ZM164 138H165V136H164ZM169 138H171V137H169ZM176 138V137H175ZM181 138V137H180ZM180 138H178V140L180 139ZM183 138V137H182ZM187 139L186 140H188V137H186ZM201 138L203 139H205V137H202L201 136ZM213 138V142H215L214 141V139L216 140V138H215V136L214 137H212ZM223 138V139H224ZM247 138V137H246ZM252 137H250L249 139H251ZM72 139V138H71ZM70 139V140H71ZM83 139H85V138H83ZM87 139V138H86ZM107 139V138H106ZM112 138H110V140H111ZM114 139V138H113ZM124 139V138H123ZM126 139V138H125ZM124 139V140H125ZM136 139V138H135ZM151 139V138H150ZM177 139V138H176ZM192 139H194L195 140V142H197L198 141V139L196 140V138H192ZM201 139V141H203ZM237 139V138H236ZM248 139V138H247ZM248 139V140H249ZM258 139H260V137H258ZM109 140V141H110ZM153 140V139H152ZM155 140V139H154ZM153 140V141H154ZM166 140H168V138L166 139ZM165 139H164V141L163 142H165L166 141ZM171 140L172 139H170V142H171ZM177 140V141H178ZM182 140V139H181ZM184 140V142H185V139H183ZM190 140H191V136H190ZM200 140V139H199ZM221 140V139H220ZM225 140V139H224ZM223 140V143H224V145H222L223 143H221L220 144V141L219 142H215V146H217V144L216 143H219V145H222V147L223 146H226L227 144L226 143H228L227 142V140H225L224 141ZM230 140V139H229ZM241 140H243V139H241ZM255 140H256V138H255ZM254 140V141H255ZM73 141H75V140H73ZM91 141H93L92 139H91ZM119 141V140H118ZM126 141V140H125ZM130 141H132V139L130 140ZM134 141V140H133ZM139 141V140H138ZM145 140H143V142H144ZM150 141V140H149ZM173 141V140H172ZM175 141V140H174ZM174 141L172 142V144H174ZM176 141V144L178 143ZM180 141V140H179ZM208 141H210V139H208ZM207 141V142H208ZM217 141V140H216ZM251 141V140H250ZM258 141V140H257ZM65 142L66 141H62V144L63 145H65ZM69 142V141H68ZM99 142V141H98ZM106 142V141H105ZM105 142H103V143H105ZM112 142V141H111ZM111 142H108L109 143V145L111 144ZM122 142H124L123 140H122ZM128 142V141H127ZM135 142H136V140H135ZM139 142H141V141H139ZM143 142H141V143H143ZM161 143H162V140L160 141ZM168 141H166V143H167ZM180 142H183V141H180ZM179 142V143H180ZM187 142V141H186ZM190 142V144H192L191 143V141H189ZM189 142H187V144L189 143ZM193 143H194V141H192ZM204 142V141H203ZM201 143L202 145L201 146H204L203 144L204 143ZM207 142H206V145H207V147L208 146H210L209 144H211V143H209V144H207ZM226 142V143H225ZM258 142H260V141H258ZM56 143V142H55ZM73 143V142H72ZM94 141H93V144H92V146H94ZM100 143V142H99ZM118 143V142H117ZM126 143V142H125ZM154 143V142H153ZM153 143H151L150 142V144H153ZM156 143V142H155ZM159 143V142H158ZM158 143H156L155 145H157ZM233 143V142H232ZM237 144H239V146H240V148H241V150L243 151V150H245L243 147H241L242 145H244L245 146V148H247V146H248V144H243V143H245V142H243L241 145H240V142L238 143V142H236ZM262 143V142H261ZM260 143V144H261ZM78 145L80 144V143H77ZM85 144V143H84ZM87 144V143H86ZM88 144H90L91 145V143H88ZM98 143H96V145H97ZM113 144V143H112ZM111 144V145H112ZM120 144H121V141H120ZM120 144H117V145H120ZM124 146H126L124 143H122ZM127 144V143H126ZM136 144V143H135ZM149 144V143H148ZM147 144V145H148ZM162 144H164V146H165V143H162ZM171 144V145H172ZM190 144H188V146L190 145ZM198 144H199V142H198ZM214 144V143H213ZM236 144V145H237ZM258 144L259 143H256V145H257V147H259L258 146ZM259 144V145H260ZM73 145H75V144H73ZM73 145H71V147L73 146ZM81 145V144H80ZM117 145H116V147H117ZM140 145H142V144H140ZM143 145H144V143H143ZM159 145V144H158ZM175 145V144H174ZM193 145V144H192ZM191 145V146H192ZM200 145V144H199ZM199 145H198V147H199ZM236 145H234L233 144V146H234V148H235V146ZM250 145H251V143H250ZM67 146V145H66ZM70 146V145H69ZM89 146V145H88ZM99 146V145H98ZM97 146V147H98ZM101 146V145H100ZM99 146V147H100ZM106 146V145H105ZM146 145H144V147H145ZM154 146V145H153ZM152 145H150V147H153ZM168 146V145H167ZM178 146V145H177ZM212 146V145H211ZM210 146V147H211ZM238 146V145H237ZM238 146V147H239ZM56 147V146H55ZM60 147V146H59ZM86 147V146H85ZM98 147V148H99ZM110 147V146H109ZM121 147V146H120ZM139 147H141V146H139ZM139 147H138V149H139ZM148 147H149V145H148ZM155 147V146H154ZM153 147V148H154ZM157 147H159V146H157ZM166 147V146H165ZM179 147V146H178ZM186 147V146H185ZM193 147V146H192ZM194 147H195V145H194ZM206 147V146H205ZM218 148H219V146H217ZM254 147V146H253ZM256 147V146H255ZM255 147L253 148V150H256L255 149ZM77 148H78V146H77ZM94 148L96 149V147L94 146ZM101 148V147H100ZM99 148V149H100ZM106 148H108V147H106ZM106 148H105V152H107L106 151ZM111 148V147H110ZM113 149H114V147H112ZM111 148V149H112ZM118 148V150H120L119 149V147H117ZM124 148V147H123ZM135 148H136V146H135ZM160 149H162L161 147H159ZM158 148V149H159ZM181 148V147H180ZM184 150H187L186 148H184V146L182 147ZM181 148V149H182ZM201 148V147H200ZM218 148H216L215 147V149H218ZM228 148V147H227ZM230 148V147H229ZM237 148V147H236ZM86 149V148H85ZM89 149V148H88ZM102 149V148H101ZM137 149V148H136ZM136 149H134V151H135V154H137L136 153ZM144 149H146V148H144ZM148 149V148H147ZM167 149H168V147H167ZM173 150L175 149V147L174 148H172ZM179 149V148H178ZM177 149V150H178ZM180 149V150H181ZM192 149H194V148H192ZM205 149V148H204ZM207 149V148H206ZM213 149H214V146H213ZM59 150V149H58ZM62 150H64V148L62 149ZM67 150V149H66ZM65 150V151H66ZM79 150L81 151V150H83V149H81V148H78V152H79ZM90 150V149H89ZM110 150V149H109ZM108 150V151H109ZM117 150V149H116ZM116 150H114L113 151V153L115 152V153H117L116 154V156L117 155H120L118 152H116ZM117 150V151H118ZM122 150V149H121ZM140 151L142 150V149H139ZM139 150H138V152H139ZM150 150H152V149H150ZM156 150V152H157V149H155ZM163 150V149H162ZM161 150V151H162ZM164 150H165V148H164ZM169 150V149H168ZM168 150H167V152H168ZM189 152H190V147H189ZM202 152H203V147H202ZM207 150H210V148L209 149H207ZM221 150H224L223 148H221V146H220V150H218V153H219V151H221ZM226 150V149H225ZM232 150V149H231ZM55 151H56V149H55ZM75 151V150H74ZM73 151V152H74ZM87 151V150H86ZM91 151V150H90ZM93 151V150H92ZM92 151H91V153H92ZM129 151H131V150H129ZM133 151V150H132ZM131 151V152H132ZM160 151V150H159ZM158 151V152H159ZM160 151V152H161ZM166 151V150H165ZM194 151V150H193ZM217 151V150H216ZM236 151V150H235ZM241 151V152H242ZM50 152H51V150H50ZM54 152V151H53ZM58 152V151H57ZM60 152H62V151H60ZM72 152V153H73ZM84 152V151H83ZM83 152H82V156L85 158V156H84V154H83ZM95 152V154H96V150L94 151ZM103 152H104V150H103ZM112 152V151H111ZM110 152V153H111ZM127 152V151H126ZM143 152V151H142ZM153 152V151H152ZM155 152V151H154ZM153 152V153H154ZM159 152V153H160ZM173 152V151H172ZM176 152V151H175ZM192 152V151H191ZM198 152H200V151H198ZM204 152H206V151H204ZM204 152L202 153V154H204ZM209 152V151H208ZM215 152V151H214ZM227 152H229V150H227ZM231 152V151H230ZM237 153H239V151H236ZM246 152H248L247 150H246ZM56 153V152H55ZM70 153V152H69ZM68 153V154H69ZM71 153V154H72ZM77 153V152H76ZM76 153H73V154H75V155H77ZM98 153V152H97ZM113 153H112V155H113ZM124 153V152H123ZM145 153V152H144ZM147 153H148V150H147ZM150 153V152H149ZM153 153H152V155H153ZM158 153V154H159ZM165 153V152H164ZM186 153H188V152H186ZM211 153H212V151H211ZM223 152H221L220 154H222ZM225 153V152H224ZM250 153V152H249ZM63 154H65V153H63ZM79 154V153H78ZM81 154V153H80ZM88 154V153H87ZM93 154V153H92ZM107 154H108V152H107ZM130 154V153H129ZM133 154V153H132ZM135 154H133V155H135ZM139 155L141 154V153H138ZM138 154H137V156H136V158L135 159H137V157H138ZM162 154H163V152H162ZM160 155V156H163V155ZM166 154V153H165ZM197 154V153H196ZM206 154V153H205ZM204 154V155H205ZM248 154V153H247ZM254 154V153H253ZM257 154V153H256ZM56 155V154H55ZM88 155H90V154H88ZM97 155V154H96ZM96 155H95V158H96ZM106 155V154H105ZM110 155V154H109ZM111 155V156H112ZM155 155H157V154H155ZM174 155V154H173ZM201 155V154H200ZM199 155V158L200 157H203L202 155L200 156ZM212 155V154H211ZM214 155H215V153H214ZM227 155H228V153H227ZM233 155V154H232ZM236 155V154H235ZM246 155V154H245ZM249 155V154H248ZM252 155V154H251ZM258 155V154H257ZM256 155V156H257ZM51 156V155H50ZM80 156V155H79ZM94 156V155H93ZM126 156H128V154L126 155ZM143 156H145V155H143ZM158 156V155H157ZM169 156L170 155H168V154H166V156L165 157H168V159L170 160L171 158H169ZM176 156H178V154L176 153ZM180 156V155H179ZM52 157V156H51ZM57 157V156H56ZM73 157H74V155H73ZM92 157V156H91ZM110 157V156H109ZM118 157V156H117ZM120 157H121V155H120ZM120 157H118V158H120ZM152 157L153 156H151V159H152ZM159 157V156H158ZM171 157L173 158L174 156H172V153H171ZM196 157H198V156H196ZM205 157H206V155H205ZM207 157H208V155H207ZM221 157V156H220ZM251 157V156H250ZM250 157H249V159H250ZM59 158V157H58ZM58 158H55V159H57L58 160ZM69 158V157H68ZM74 158H76V157H74ZM77 158H79V157H77ZM76 158V159H77ZM81 158V157H80ZM122 158H124V156H122ZM130 158V157H129ZM134 158V157H133ZM139 159H140V156L138 157ZM161 158V157H160ZM180 158H182V156L180 157ZM179 158V159H180ZM210 158H212L211 156H210ZM214 158V157H213ZM213 158L210 160V161H212L213 160ZM238 158H241V157H238ZM258 159H259V156L257 157ZM61 159V158H60ZM69 159H72V157H70ZM88 158H87V156H86V160H87ZM93 159V158H92ZM108 158H106V160H107ZM112 159V158H111ZM110 159V160H111ZM126 159H127V157H126ZM150 159V160H151ZM155 159V158H154ZM175 159H178V157L177 158H175ZM178 159V160H179ZM188 158H186L185 160H187ZM190 160H191V158H189ZM196 159V158H195ZM198 159V158H197ZM207 159V158H206ZM228 159V158H227ZM231 159V158H230ZM245 159H248V158H246L245 157ZM251 159L253 160V158L251 157ZM53 160V159H52ZM66 160H67V158H66ZM80 160V159H79ZM85 160V161H86ZM97 160V159H96ZM109 160V159H108ZM107 160V161H108ZM113 160H114V158H113ZM119 160V159H118ZM131 160V159H130ZM149 160V161H150ZM161 160H162V158H161ZM161 160H159V161H161ZM166 160V159H165ZM173 160V159H172ZM171 160V161H172ZM192 160H194V159H192ZM200 160V159H199ZM219 160V159H218ZM221 160H222V158H221ZM220 160V161H221ZM224 160H226L225 158H224ZM62 161V160H61ZM84 161V160H83ZM98 161V160H97ZM103 161H105V160H103ZM105 162V164H107L108 162ZM115 161V164H119V168H122L121 166L122 165H120V162H118L117 160H114ZM116 161H117V163H116ZM119 161H121V160H119ZM126 161H128V160H125L124 162H126ZM137 161H139V160H137ZM141 161H144V160H142L141 159ZM164 161V160H163ZM187 161H189V160H187ZM186 161V162H187ZM203 161V160H202ZM217 161V160H216ZM220 161H218V162H220ZM230 161V160H229ZM228 161V162H229ZM240 161H241V159H240ZM70 162H71V160H70ZM74 162V161H73ZM81 162V161H80ZM79 162V163H80ZM91 162V161H90ZM123 161H121V163H124ZM135 162V161H134ZM133 162V163H134ZM140 162V161H139ZM137 163V165H139L140 163ZM145 162V161H144ZM174 162H176V160H174ZM178 163V166H179V164L181 165V163L183 162V160H181L180 161V163H179V161H177ZM185 162V161H184ZM198 162V161H197ZM213 162L215 163V161L213 160ZM227 162V161H226ZM245 162V161H244ZM248 162V161H247ZM57 163H59V162H56V164ZM67 163H69V161L67 162ZM66 163V164H67ZM78 163V162H77ZM111 163H113L112 161H111ZM110 163V164H111ZM127 163V162H126ZM128 163H129V161H128ZM127 163V164H128ZM155 163V162H154ZM162 163V162H161ZM160 163V164H161ZM164 163V162H163ZM166 163V162H165ZM165 163L163 164V165H165ZM169 163H171L172 164V162H168V163H166V164H169ZM189 165V167L191 166V164H192V162H187ZM191 163V164H190ZM203 163V162H202ZM209 163H211V162H209ZM209 163H208V165H209ZM251 162H249V164H250ZM17 164H19V163H17ZM21 164V163H20ZM62 164V163H61ZM73 164V163H72ZM89 165H90V163H88ZM91 164H94L93 162H91ZM115 164H111L112 166L113 165H115ZM125 164V163H124ZM131 164V163H130ZM134 164H136V163H134ZM133 164V165H134ZM157 165L155 166V164H154V166L155 167H157L158 166V163H156ZM201 164V163H200ZM199 164V165H200ZM206 164V163H205ZM236 164V163H235ZM25 165V164H24ZM63 165V164H62ZM65 165V164H64ZM76 165V164H75ZM107 165H109V164H107ZM129 165V164H128ZM184 165H186V164H184ZM194 165V164H193ZM198 165V164H197ZM251 165V164H250ZM254 165V164H253ZM259 165V164H258ZM71 166V169H72V167L74 166V165H70ZM83 166H86L85 165V163H84V165ZM103 166V165H102ZM117 166V165H116ZM161 166H162V164H161ZM169 165H167V167H168ZM172 166V165H171ZM174 166V165H173ZM176 166V165H175ZM212 166H214V165H212ZM211 166V167H212ZM217 166V165H216ZM218 166H219V164H218ZM236 166V165H235ZM240 166V165H239ZM242 166V165H241ZM255 166H256V163H255ZM255 166H254V168H255ZM260 166V165H259ZM25 166H23V168H24ZM80 167V166H79ZM96 167V166H95ZM106 167V166H105ZM104 167V168H105ZM118 167V166H117ZM127 166H125V168H126ZM129 167V166H128ZM131 165H130V169H131ZM142 167H143V164H142ZM141 167V168H142ZM158 167H160V166H158ZM163 167H165V166H163ZM181 167H183V166H181ZM184 167H187V166H184ZM193 167V166H192ZM192 167H190V168H192ZM202 167H203V165H202ZM209 167H210V165H209ZM243 167V166H242ZM246 167H247V165H246ZM12 168H14L13 166H12ZM11 168V169H12ZM17 168V165H16V167L14 168V169H16ZM26 168V167H25ZM86 168V167H85ZM110 168V167H109ZM112 169H113V167H111ZM116 168V167H115ZM124 168V165H123V169H125ZM132 168H134V167H132ZM162 167H160V169H161ZM188 168V167H187ZM199 168H200V166H199ZM20 169V168H19ZM64 169H66V167H64ZM70 169V170H71ZM74 170H76V169H78L77 167H76V169H75V167L73 168ZM94 169H96V168H94ZM107 169V168H106ZM127 169L128 168H126V170L125 171H127ZM134 169H136V168H134ZM138 169V168H137ZM160 169H158V170H160ZM165 169V168H164ZM171 169V168H170ZM184 169V168H183ZM208 169V168H207ZM219 169V168H218ZM18 170V169H17ZM16 170V171H17ZM21 170H22V164H21ZM26 170V169H25ZM29 170V169H28ZM66 170H68V169H66ZM65 170V171H66ZM79 171H80V168L78 169ZM78 170H76V171H74L75 173L78 171ZM86 170V169H85ZM100 170V169H99ZM109 170V169H108ZM115 171H116V169H114ZM132 170V169H131ZM140 170V169H139ZM157 170V169H156ZM174 170H175V168H174ZM186 171L188 170V169H185ZM193 170V169H192ZM191 170V171H192ZM214 170H216V169H214ZM213 170V171H214ZM15 171V172H16ZM24 171V170H23ZM62 171V170H61ZM78 171V172H79ZM110 171V170H109ZM108 171V172H109ZM129 171V170H128ZM134 171V170H133ZM144 171V170H143ZM162 171V170H161ZM161 171H160V173H161ZM165 171V170H164ZM170 171V170H169ZM169 171H165V172H169ZM175 171H177V170H175ZM186 171H185V173H186ZM195 171V170H194ZM209 171V170H208ZM234 171V170H233ZM242 171V170H241ZM248 171V170H247ZM14 172V173H15ZM18 172V171H17ZM22 172V171H21ZM33 172V171H32ZM68 172H70V171H68ZM67 172V173H68ZM72 173H73V171H71ZM77 172V173H78ZM82 172V171H81ZM101 172H103V171H101ZM117 172V171H116ZM118 172L120 173V170H118ZM117 172V175L119 174ZM130 172V171H129ZM129 172H127L128 173V176L130 175L131 176V173L129 174ZM134 172H136V170L134 171ZM146 172V171H145ZM156 172V171H155ZM172 172V171H171ZM178 172V171H177ZM180 172V171H179ZM188 172H189V170H188ZM209 172H211V171H209ZM208 172V173H209ZM251 172V171H250ZM18 173H20V172H18ZM23 173V175L25 176V173L27 174V172H22ZM29 173V172H28ZM66 173V175H68ZM72 173H70L71 175H73ZM74 173V174H75ZM76 173V174H77ZM90 173V172H89ZM94 173V172H93ZM109 173H111V172H109ZM121 173H123L122 171H121ZM121 173H120V178H121ZM140 173V172H139ZM139 173H138V176H139ZM159 173V172H158ZM174 173V172H173ZM242 173V172H241ZM12 174H13V172H12ZM16 174V173H15ZM30 174H32V173H30ZM76 174H75V177H76ZM80 174V173H79ZM83 174V173H82ZM103 174V173H102ZM124 174V173H123ZM134 175H135V173H133ZM150 174V173H149ZM167 173H165V175H166ZM176 174V173H175ZM199 174V173H198ZM250 174V173H249ZM255 174V173H254ZM65 175V174H64ZM70 175V176H71ZM90 175V174H89ZM89 175H88V177H89ZM96 175V174H95ZM105 175V174H104ZM104 175H103V177H104ZM110 175V174H109ZM108 175V176H109ZM117 175H115L116 177H117ZM125 175V174H124ZM133 175V176H134ZM140 175H141V173H140ZM144 175V174H143ZM142 175V176H143ZM161 175H162V173H161ZM218 176H219V174H217ZM228 175V174H227ZM230 175V174H229ZM228 175V176H229ZM236 175H237V173H236ZM240 175V174H239ZM243 175V174H242ZM252 175V174H251ZM16 176V175H15ZM14 176V177H15ZM21 176V175H20ZM19 175H18V177H20ZM69 176V175H68ZM80 176V175H79ZM79 176H78V174H77V177L79 178ZM82 176V175H81ZM130 176L128 177V178H130ZM133 176H131V177H133ZM152 176V175H151ZM163 176V175H162ZM162 176H160V177H162ZM167 176V175H166ZM168 176H169V173H168ZM215 176V175H214ZM233 176V175H232ZM241 176V175H240ZM246 176H247V173H246ZM250 176V175H249ZM62 177V176H61ZM95 177H97V175L95 176ZM111 177H114L112 174H111ZM124 177H127V176H123V178ZM135 177H137V175L135 176ZM139 177H141V176H139ZM138 177V180H140V181H142V180H144L143 179V177H141V178H139ZM165 177V176H164ZM171 177V176H170ZM169 177V178H170ZM174 177H175V175H174ZM174 177H172L171 179L173 180V178ZM186 177V176H185ZM221 177V176H220ZM235 177V175L233 176V178ZM21 178H22V176L20 177V180H21ZM26 178H27V180L26 181H28L29 182V184L28 183H26V185H30V182L32 181V180H28V179H30L31 178V176H26ZM63 178H65V177H63ZM62 178V179H63ZM67 178V177H66ZM71 178V177H70ZM73 178V177H72ZM82 178V177H81ZM83 178H84V176H83ZM91 178V177H90ZM102 178V177H101ZM100 178V179H101ZM105 178H108L107 176L105 177ZM122 178V179H123ZM145 178H148V177H145ZM159 178V177H158ZM168 178V177H167ZM191 178V177H190ZM24 179V178H23ZM32 179V178H31ZM55 179V178H54ZM59 179V178H58ZM69 179V178H68ZM75 179V181H76V178H74ZM92 179V178H91ZM99 179V178H98ZM110 179V178H109ZM117 179V178H116ZM115 178L114 179H112V180H110V181H112V182H114V181H118V180H116ZM127 179V178H126ZM125 179V180H126ZM133 179H135L134 177L132 178V179H129V180H133ZM153 178H151V180H152ZM163 179V178H162ZM178 178L176 177V180H177ZM180 179V178H179ZM188 179V178H187ZM191 179H193V178H191ZM190 179V180H191ZM194 179H196L195 177H194ZM202 179V178H201ZM17 180V179H16ZM19 180V181H20ZM64 180H66V181H69V180H67V179H64ZM64 180H63V182H64ZM73 179H71V181H72ZM83 180V179H82ZM85 180V179H84ZM103 181H105L104 183H106L107 181L106 180H104V178L102 179ZM102 180H100L101 182H103ZM124 180V181H125ZM137 180V181H138ZM155 180V179H154ZM156 180H158L157 178H156ZM155 180V181H156ZM228 180H229V178H228ZM231 180V179H230ZM13 181H15L14 179H13ZM18 181V180H17ZM17 181H15V182H17ZM74 181V180H73ZM88 181V180H87ZM94 181V180H93ZM128 181V180H127ZM137 181H136V183H137ZM161 181V180H160ZM170 181V180H169ZM188 181H189V179H188ZM194 181V180H193ZM196 181V180H195ZM23 182H24V180H23ZM90 182V181H89ZM119 182V181H118ZM121 182V181H120ZM133 182H135V181H133ZM132 182V183H133ZM139 182V181H138ZM173 182V181H172ZM14 183V182H13ZM21 182H19V184H20ZM56 183H58V181L56 182ZM72 183V182H71ZM71 183H69L71 186L73 185V183L71 184ZM83 183H84V181H83ZM107 183H109V182H107ZM115 183V182H114ZM123 183V182H122ZM127 183V182H126ZM125 183V184H126ZM128 183H130V182H128ZM141 183V182H140ZM144 183H146V182H144ZM155 183H157V181L155 182ZM171 183V182H170ZM186 183H187V181H186ZM190 183V182H189ZM191 183H192V181H191ZM24 184V183H23ZM34 184V183H33ZM59 184H61V183H59ZM66 184V183H65ZM68 184V183H67ZM66 184V185H67ZM75 184H76V182H75ZM96 184V183H95ZM110 184V183H109ZM116 184V183H115ZM118 184V183H117ZM116 184V185H117ZM137 184H139V183H137ZM137 184H135L134 186L135 187H137V186H141V185H137ZM160 184H161V182H160ZM25 185V184H24ZM25 185V186H26ZM31 185H32V183H31ZM63 185V184H62ZM66 185L64 186V188L66 187ZM81 185H82V182H81ZM88 185V184H87ZM102 185H105V184H102ZM116 185H115V187H116ZM126 185H128L129 186V184H126ZM132 184H130V186H131ZM145 185V184H144ZM147 185V184H146ZM149 185V184H148ZM147 185V186H148ZM159 185V184H158ZM184 185V184H183ZM24 186V187H25ZM71 186H67V187H71ZM78 187H79V185H77ZM119 186V185H118ZM123 186V185H122ZM132 187L133 189H131V190H133L134 192H136L137 190H139L140 188L138 187L137 188V190H136V188L135 187ZM143 186V185H142ZM160 186V185H159ZM158 186V187H159ZM164 186V185H163ZM162 186V187H163ZM180 186V185H179ZM22 187V190H23V186H21ZM99 187H100V185H99ZM104 187V186H103ZM120 187V186H119ZM155 187V186H154ZM182 186H180V188H181ZM72 188V187H71ZM75 188V187H74ZM101 188V187H100ZM113 188H114V186H113ZM122 188V187H121ZM135 188V189H134ZM146 188V187H145ZM149 188V187H148ZM156 188V187H155ZM159 188H161V187H159ZM164 188H167V186L165 187L164 186ZM169 188H170V186H169ZM168 188V189H169ZM178 189L179 190V193H181V196H182V192H180V191H182L181 189ZM70 189V188H69ZM76 189V188H75ZM105 189H106V187H105ZM110 189H111V187H110ZM163 189V188H162ZM167 189V190H168ZM175 189H177V187L175 188ZM9 190H11V188L9 189ZM57 190V189H56ZM60 189H58V191H59ZM62 190V189H61ZM70 190H72V189H70ZM108 190V189H107ZM112 190V189H111ZM110 190V191H111ZM125 190V189H124ZM136 190V191H135ZM147 190V189H146ZM172 190V189H171ZM25 191V190H24ZM23 191V192H24ZM28 191V190H27ZM27 191H25V192H27ZM55 191V190H54ZM98 191V190H97ZM97 191H94V192H97ZM114 191V190H113ZM112 191V192H113ZM129 191V190H128ZM132 191V192H133ZM149 191V190H148ZM157 191H159V190H157ZM157 191H155V192H157ZM177 191V190H176ZM63 190H62V194H63ZM115 192H116V190H115ZM121 192H122V190H121ZM131 192V193H132ZM151 192V191H150ZM152 192H153V190H152ZM154 192V193H155ZM170 192V191H169ZM172 192V191H171ZM178 192V191H177ZM66 193H68V191L66 192ZM100 193V192H99ZM105 193V192H104ZM119 193H120V191H119ZM139 193H140V191H139ZM163 193H166V192H163ZM168 193V192H167ZM174 194L176 193V192H173ZM178 193V194H179ZM184 193H185V191H184ZM21 194V193H20ZM25 194V193H24ZM62 194L60 195V196H62ZM73 194V193H72ZM75 194V193H74ZM111 193H109V195H110ZM121 194V193H120ZM134 194V193H133ZM133 194H131V196L133 195ZM162 194V193H161ZM160 194V195H161ZM170 194V193H169ZM5 195H7V194H5ZM94 195H95V193H94ZM97 195H98V193H96V195L94 196L95 198H99V197H97ZM101 195V194H100ZM115 195L117 196V195H119V194H116L115 193ZM145 195V194H144ZM203 195H205V194H203ZM8 196V195H7ZM12 196V195H11ZM20 196V195H19ZM55 196H56V194H55ZM58 196V195H57ZM92 196H93V193L91 194V198H92ZM106 196V195H105ZM104 196V197H105ZM111 196H113V193H112V195ZM123 196V195H122ZM168 196V195H167ZM180 196V195H179ZM178 196V197H179ZM23 197H24V195H23ZM66 197V196H65ZM101 197H102V195H101ZM100 197V198H101ZM110 197V196H109ZM115 197V196H114ZM114 197H113V199H114ZM119 197H120V195H119ZM119 197H118V199H119ZM138 197V196H137ZM136 197V198H137ZM148 197V196H147ZM157 197H159V195H157ZM157 197H156V199H157ZM161 197V196H160ZM169 197H172V196H169ZM19 198V197H18ZM25 198V197H24ZM111 198V197H110ZM129 198V197H128ZM139 198V197H138ZM173 198H174V196H173ZM175 198H177V196L175 197ZM174 198V199H175ZM185 197H184V195H183V199H184ZM9 199V198H8ZM66 199V198H65ZM64 199V200H65ZM74 199H75V197H74ZM73 199V200H74ZM112 199V200H113ZM118 199H114V201H116V200H118ZM131 199V198H130ZM144 199V198H143ZM155 199V200H156ZM160 199V198H159ZM161 199H163V198H161ZM179 200H180V197L178 198ZM182 199V198H181ZM20 200V199H19ZM98 200H100V199H98ZM97 200V201H98ZM101 200H102V198H101ZM111 200V199H110ZM111 200V201H112ZM122 200V199H121ZM164 200V199H163ZM163 200H161V202L163 201ZM67 201H69V199H67ZM66 201V202H67ZM75 201V200H74ZM93 201H95V200H93ZM126 201H127V199H126ZM132 201V200H131ZM143 201H145V200H143ZM157 201V203H158V199L156 200ZM165 201V200H164ZM176 201H177V199H176ZM182 201V200H181ZM181 201H179V203L181 202ZM184 201V200H183ZM225 201V200H224ZM16 202V201H15ZM21 202H22V200H21ZM24 202H26V200H24ZM63 202H65V201H63ZM100 202V201H99ZM102 202V201H101ZM106 202H109V199H108V201H106ZM118 202V201H117ZM116 202V203H117ZM121 202H123V201H121ZM137 202V201H136ZM139 202V201H138ZM147 202H149V201H147ZM160 202V203H161ZM226 202V201H225ZM18 203V202H17ZM93 203V202H92ZM98 203V202H97ZM103 203V202H102ZM110 203V202H109ZM113 203V202H112ZM119 203V202H118ZM126 203H128V202H126ZM164 203V202H163ZM178 203V202H177ZM14 204V203H13ZM16 204V203H15ZM19 204H20V202H19ZM18 204V205H19ZM65 204V203H64ZM71 204V203H70ZM69 204V205H70ZM99 204V203H98ZM121 204H123V203H121ZM68 205V204H67ZM74 205H75V203H74ZM94 205V204H93ZM96 205V204H95ZM113 205V204H112ZM119 205H120V203H119ZM135 205V204H134ZM133 205V206H134ZM22 206V205H21ZM65 206V205H64ZM77 206V205H76ZM97 206V205H96ZM100 206V205H99ZM102 206V205H101ZM100 206V207H101ZM109 206H110V204H109ZM133 206H132V208H133ZM145 206H147L148 207V205L145 203ZM153 206V205H152ZM158 206H162V205H158ZM67 207V206H66ZM99 207V208H100ZM114 207V206H113ZM116 207V206H115ZM118 207V206H117ZM123 207H125L126 208V206H123ZM128 207V206H127ZM137 207L138 206H136V210H137ZM141 207V206H140ZM139 207V208H140ZM68 208V207H67ZM79 208V207H78ZM96 208V207H95ZM121 208H122V206H121ZM120 208V209H121ZM133 208V209H134ZM145 210H146V208L145 207H143ZM142 208V209H143ZM149 208V207H148ZM160 207H158V210H160L159 209ZM90 209H92V208H90ZM96 209H98V208H96ZM133 209H132V211H133ZM144 209L143 210H141L142 212L141 213H143V211H144ZM70 210V209H69ZM81 210H83V209H81ZM107 210V209H106ZM118 210V209H117ZM126 210V209H125ZM156 210H157V208H156ZM157 210V211H158ZM72 211V210H71ZM79 211V210H78ZM84 211V210H83ZM124 212V209L122 210L121 209V212L120 213H122L123 214V212ZM129 211H131L130 209H129ZM152 211H154V210H152ZM156 211V212H157ZM68 212V211H67ZM73 212V211H72ZM125 212H127V210L125 211ZM137 212V211H136ZM139 213H140V210L138 211ZM68 213H70V212H68ZM74 213V212H73ZM114 213H118V212H116V211H114ZM128 213V212H127ZM133 213H135V212H132V216L130 215V218L132 217L133 218V216H135ZM149 213V216L151 217V218H153L152 216L154 215V214H156V213H154L153 215H150V214H152L151 213V211H149L148 212ZM108 214H110V212L108 213ZM116 214H115V217H116ZM121 214V215H122ZM138 214V213H137ZM136 214V215H137ZM157 214H158V212H157ZM69 215V214H68ZM72 215V214H71ZM75 215V214H74ZM126 215V214H125ZM142 215V214H141ZM141 215L139 216V214L137 215V216H135L134 218H136V217H138L139 216V218H137V220H139L140 219V217H141ZM146 215L148 216V214L146 213ZM145 215V216H146ZM2 216V215H1ZM0 216V217H1ZM113 216H114V214H113ZM123 216V215H122ZM146 216V217H147ZM125 217L126 216H124V219H125ZM143 217V216H142ZM146 217H143V218H145V220L144 219H142L140 222H142L143 223V220L144 221H146ZM149 217V218H150ZM70 218V217H69ZM71 218H73V217H71ZM70 218V219H71ZM80 218V217H79ZM120 218V217H119ZM123 218V217H122ZM122 218H120V219H122ZM129 218V217H128ZM132 218L130 219L131 221H128V224H130V222H132L133 220H132ZM133 218V219H134ZM148 218V219H149ZM77 222H78V217L77 218H74ZM81 219V218H80ZM108 219L109 220H111V218H109L108 217ZM113 219V221H115L114 219L115 218H112ZM123 219V220H124ZM158 219V218H157ZM2 220V219H1ZM72 220V219H71ZM126 220V219H125ZM136 220V219H135ZM152 221H154L153 219H151ZM81 221V220H80ZM148 221H150V220H148ZM119 222V221H118ZM127 222V221H126ZM139 222V221H138ZM137 222V223H138ZM139 222V223H140ZM151 222V221H150ZM157 222V221H156ZM82 223H84V222H82ZM125 223V222H124ZM136 223V224H137ZM152 223V222H151ZM126 224V223H125ZM127 224V225H128ZM145 224H146V222H145ZM139 225V224H138ZM137 225V226H138ZM141 225V224H140ZM147 225V224H146ZM145 225V226H146ZM129 226V225H128ZM135 226V225H134ZM136 227V226H135ZM144 227V226H143ZM143 240V239H142ZM142 242V241H141ZM143 243V242H142ZM2 244V243H1ZM2 245H4V244H2ZM1 245V246H2ZM144 245V244H143ZM3 248V247H2ZM6 256V255H5ZM7 257V256H6ZM3 259L4 257L2 256V255H0V259ZM1 259V260H2ZM5 259V258H4ZM21 260V259H20ZM22 260H24V263L23 264H25V262H26V260L25 259H22ZM2 262V261H1ZM4 263V262H3ZM2 264V263H1ZM7 264V263H6ZM27 264V263H26Z\"/></svg>", "mask_w": 264, "mask_h": 264}]
</instances>
